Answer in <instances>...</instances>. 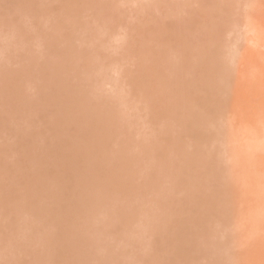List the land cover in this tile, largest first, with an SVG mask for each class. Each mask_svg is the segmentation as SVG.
Here are the masks:
<instances>
[{
    "label": "bare ground",
    "instance_id": "obj_1",
    "mask_svg": "<svg viewBox=\"0 0 264 264\" xmlns=\"http://www.w3.org/2000/svg\"><path fill=\"white\" fill-rule=\"evenodd\" d=\"M16 1L14 2L13 0H4V3L6 2L5 4L9 3V6L10 7L12 6L11 9H9V7L7 8V6L5 4H3V5L7 9H5L3 5H0V9L1 10L3 9L2 12L4 10L9 9L7 11L8 13H6V14H9L8 16H15L14 19H16L15 20L16 22L13 21V24H12V21H10L12 27L11 26L9 27L5 23V22H8V24L10 25L9 19H8V21L4 22V20H5L4 18L5 17L7 18L8 16H4L6 14L1 12L0 14L4 17H2L0 19V22H1V20H3L2 21L3 23L1 22L0 24L1 25L3 24L2 26L7 27V28L3 27L4 29H6V32L8 31L7 29H9V28H11V29H9L10 31H12V29H13L16 32V34H17V32L22 34L26 30L25 31L26 33L24 32V35L28 36L29 38L31 36V38H33L34 40L31 38H30L31 40L27 38L24 40L25 43H27V42H30V43H28L26 45L24 42H22L21 44L14 42L15 43L14 44L11 40H13V39L18 40L19 39V41L16 40V42H21V40H23L24 37H26V36L22 35L24 37H20L21 35H19L18 36L19 38H18L16 36V34H14L15 36L13 34H10L9 37H5V38L6 39L8 38L13 46L10 44L9 40L8 39L6 40L4 37L2 40L5 39L9 43L6 42L5 46H4V43L2 44L3 46L0 45V48H1V46L4 47V48L0 49V54H1L2 49H4L5 52H7L8 54H10L13 51L11 53L12 55L10 54L11 57H10V55H7V57H6V54L3 52V50H2V53H4L5 55L1 54L2 57L0 55V59L3 57L6 58V59L3 58V59H5L4 61L0 60L1 68L2 67L4 68L3 70L1 69L2 71L0 72V108L3 107L0 111L4 110V111H2L3 113L0 112V138H1L0 142H3L2 144L0 143L1 144L0 145V155H2L4 157L7 154V156H8V157L6 156V159H5V157L2 158V156H0L1 157V159H0V180L1 179L6 180L3 182H0V184L1 183H7L8 184L10 182L9 183L10 185L9 184L6 185V187L10 193L7 192V189H5L6 188L5 185L2 188L0 187L1 188L0 190H2V191H0V260H1V257L3 259L1 264H3V263L4 264H26V262L24 261L25 259L28 260L27 264H29V263L34 264L35 261H36L35 264H192V262H193V264H199L200 262H201V264H204V263L205 264H212L213 262H214L213 264H233L232 262H235V260H233V261H231V260L234 258V255H236L237 257L240 256L241 259L243 258L245 261H243V259H242V261L245 264H247L246 262L250 261V259L247 258V255L249 254L248 252L251 253V255H248V257L251 256L250 257L251 259L254 258V255L256 253H258L259 256L256 254L255 255L256 259L255 258L254 259L256 262H260V260L262 262V258H261L262 255L260 253L264 252V251H262L263 249H260L261 252L259 253L256 249L253 248V245L251 244L252 248L246 247L247 249H249L247 251V249L244 248L243 242L247 241V240L246 241L244 240L247 238L246 233H244V232L248 231L247 233H248V235H250L249 231H251L253 236H254V234L256 235L254 237L257 239H258V237H257L258 233H261V235H263V237H261V235H260L259 239L262 238L263 246H264V234H262V233H264V231L262 232V230H264V224H262V223H264V156H263L264 155V79H262V75L264 74V72H262L263 74H260V76H261L260 77V76H258L259 72L257 74L256 73L257 70L254 71L252 65L250 66V68L252 67L253 70L250 69L252 72H249V74L251 75V73H252L253 74L252 76H255V75L258 76V77H252L251 76L252 79L255 78L254 79V81L256 83L255 86H257V87H255L253 85L254 84L253 82H243L245 80L244 78L242 80L238 79V78L236 79V75H233L235 72V69H237V67L234 66L233 68H235V69H233L231 67V64L235 65V61H238V60L240 62V58L236 60V57H234V59H233L232 57H229L228 54L230 55L234 51L233 49H235L234 53L237 52L239 43H240V45H242V44H241V42H239V43L237 42L241 38H239L240 35L235 32V31H237V32L239 31V30L235 29L236 27H234V25L236 26V24L234 23L233 20H231L232 18L231 19L228 18L229 20L227 19V17H231V16L234 17V14L232 13V11L234 12V11L240 10L239 13L242 12L244 14L242 16V18H244V16L246 18L249 17L248 18L249 21L247 22L246 28L251 27L250 24L248 26V23L250 22V18H253V16L250 17L249 14H247V16H248L247 17L246 13L249 12V11L247 12V10L250 6H251L252 10H255V9H253L252 6L255 5L256 3H260V0H249V1L243 0V2H242L243 4L241 3V0H236V2L233 0H228V1L226 0L225 3H228V4H226V7L227 6H228V8L230 7V10H231V7H232L231 4L232 5L234 4L232 9L234 8V6L236 8L235 10L233 9L230 12L226 11V12L232 14V15L230 14L229 16H228V13H226V12L219 13V8H220V11L223 8L225 9V7H224L225 4L223 2L224 0H217L219 3L216 0H214V2L217 3V5H216V3H213V0H204V1L201 0L202 2H205L206 5L209 3L207 6H209L211 8V10H213L214 12L216 9V12H217L215 14L216 17L213 15V18H211V17L209 19L207 18L208 19L207 21H206V19H202L200 21L197 20L198 17L195 13H191L192 14V16H191V15H189L190 13L187 14L188 11H186V10H181L182 14L185 15V16L183 15V17H185L184 20L180 17H177L176 15L179 14L180 16H182V14L178 13L179 10L176 11L177 13L172 11L175 8H171L172 10L171 9L169 10V8L172 6L167 5V3H166L167 0L166 1L162 0L165 5L163 3H160L161 0H129L130 5L125 4V3L129 2L128 0H19V1L16 0ZM133 1H134V3H133ZM229 1H231V2H229ZM256 1H259V2H256ZM0 2H1V4L3 3V1H1V0H0ZM168 2H170V1H168ZM247 2H249V3L247 4ZM261 2H263V1H261ZM122 3L125 4L127 7H128V5L131 7L135 4L137 5V3H141V4H138L137 7L143 6L144 10L142 7H140V9H142L143 12H142V10L137 11V7L133 6L134 8H136V12L141 11V13H143V14H140L142 16H139V18L137 17L138 15L136 13L134 14L133 11H135V10L130 9L133 11L129 12L128 9L130 7L127 9V7H125V5H122L120 8L122 9V7H125L123 10L124 14L128 15L129 13H131L129 15L133 14L132 16L133 17L136 16V19H138V21H139V19L141 21L143 19L144 20L149 19L150 22H148V24L150 25L151 30L148 31L149 26L147 25V22H144V23L142 22L143 25L146 23L144 25L145 27L143 25H141V26L135 25L137 21L134 20L135 23H133L131 20L133 17L128 18L129 15L126 17L124 14H121V15L126 17L125 18L126 20L123 19V17H122V18H119L120 23L118 21H116L119 24L115 23V20H117L118 16H120L118 5L120 6ZM132 3H133V5H131ZM240 3H241V5H240ZM39 4H40V6L38 7ZM93 4H95L97 6L99 5L98 7H100V5L103 6V4H105V9H103L104 7L102 8V6H101L100 8L96 7V10L99 9L97 11H95V8H94L95 13L89 12V10L93 11V10H91L93 7H95ZM161 4L163 6H165V9L163 8L165 11L162 8L157 7L158 5L162 6ZM244 4H247L248 7ZM106 5L109 6V8H106ZM149 6H150V9L149 8L146 9ZM151 6L152 7L154 6V8H152V9H155V11L154 10L152 11ZM168 6H169V8H168ZM214 6H216V7H214ZM255 6L257 7V6H259V4L255 5ZM255 6H254V8H255ZM1 7H3V8H1ZM32 7H34L35 10H33ZM88 7H92V8H88ZM158 8L161 9L160 12L161 11H163V12H161V13L158 12V10H157ZM240 8L243 9L244 11H241ZM251 8H249V9L251 10ZM138 9H139V7H138ZM10 10H13V15L10 14ZM103 10H105V11H103ZM126 10L128 11V13L125 12ZM87 11L89 12L90 15H91V13H93L94 14V15L92 14L93 16H95V17L97 16L96 19H98V20L93 19V16H91L92 17L91 18L90 15L87 14L88 13ZM144 11H145V13L151 11V12H149V14L152 12H153V14L152 15L150 14V16L148 18L147 17L148 14H144ZM183 11H185V12H183ZM105 12L108 15H106ZM157 12L161 14V15H159L160 16L159 19L161 18L160 20L154 18V16L155 17L158 16V14H156ZM96 13H97V15H96ZM175 13H176V15H175ZM249 13H251V12H249ZM255 13H256V10H255ZM102 14H105L103 16H106L105 18L106 19L109 18V20L106 21L105 19H103L102 18L103 16H101ZM217 14L221 15V16H218ZM226 14H227V17L225 18ZM252 14H254V12ZM144 15L147 18L144 17ZM187 15H188V17L186 18ZM83 16H85L87 18H85ZM88 16H89V18H88ZM164 16H166V17L164 18ZM140 17H144V18H140ZM223 17L227 20H224ZM11 18H13V17H11ZM11 18H10V20H11ZM100 18H102L104 21H101L102 19L100 20ZM195 18L197 20L195 23L196 26L194 23H192V21L193 22L195 21ZM220 18H222L223 20ZM88 19H90V20H88ZM121 19H122V21H121ZM127 19L129 21V23L131 21L135 26H138V28L140 30V34H139L138 29H135L134 34L137 33V35L139 34L141 36V33H142L141 30H142V31H144L142 37L146 38V40L148 41L147 42L145 40V41L141 42V40H139L137 38L139 41L136 40V42L137 43L141 42V44H142V45L138 44L139 46H141V48H140L141 51L139 50V47L136 45V49H138V51H140L139 53L141 54L140 55L141 58H139V59H142V56L144 55L143 59H146L147 61H149V63H151L150 60L151 61L154 60L155 65H156V61H157L158 65H159V66L157 65V67L154 65L155 66L154 67L153 65H149V63H147L148 67L152 66L151 67L152 70H155V71H153L154 74H152L153 72H152L150 67H149L150 70L148 69V67L147 68L144 67L146 70L147 69L149 70V72H146V70L143 68L144 65L140 62V64L143 65V66H140V64L138 63L139 70H140V68L144 69V70H142V69L140 70V74L142 71L143 77H141L142 75L139 74V70L137 71V69H135V67H137V65H136L137 63L135 64L133 62L134 68H132V67L130 68V69L134 70V72H132L133 70H131V73H134V74H132L133 76L128 75L129 71H124V73L122 72V70H127L126 68H128V67L125 68V66H124V69H122V68H121L122 70L119 69V70H121V72H119V80H121V81H119L121 83L120 85L121 86H122V84L125 85L130 80L129 83L126 84L127 86L125 85L121 89L129 94V92H130L129 90L131 89L130 86H132V89L134 90L133 91L134 94L137 91L140 92V94L137 92L138 94H136V95H138V96H136L137 98L136 97L135 98L138 100V97H140L139 99H141V100H139V101L140 102L142 101L141 107L138 105L136 107H139L141 110L138 109L136 111V109H137L136 108L135 112L133 110V108L135 106L133 107V105H129L127 102V101H129V103H132V102H130V100L134 101L135 98H133V100L131 98L134 95H131V96L129 95L130 97H127V98L128 99L130 98V99L124 100V98H126V94L122 91V93L125 94L124 98L119 99V92H114V91H116L115 89L117 86L115 84H113V82L111 81L113 84L112 85L111 82H109V80H108V82H109L108 85L110 86V84H111V87H112L111 90L114 89L113 91L107 90L108 95H109V97H108L107 92L104 89L105 85H103V83L105 82V80H104L105 76H104V78H102L103 79V81H102L103 86L99 85L101 82L100 83L94 82V81H100V80H97L98 76H99V75L97 76V73L101 74L99 71V68H100L99 65L102 61L101 62H98V61H100L102 59L101 56L103 57V55L105 53L104 50H106V52L108 51L107 53L109 54V52L113 49V47H114L113 42L114 41L112 39H116V38H114L115 34L117 33L116 35H118V33H120L122 35L121 37H123L122 41L120 40V42L118 40H115V41H117L115 46L117 45V43L120 46V43L123 44L124 39L125 40L127 39L126 38L127 35L124 33V31H123V33H121L122 31H118V30H122V27L126 26ZM179 19H180V21H179ZM260 19H261V17H260ZM112 20H114L113 22L115 24H112L113 23ZM181 20H183L185 23L187 21L188 24H187V27H184L183 24L180 25V28H179L180 31L177 32L176 28L178 29V27H179L178 23L181 22ZM221 20H222V22H221ZM245 20H244V25L247 21V20L246 21ZM254 20H255V18H254ZM17 21H19V23ZM88 21L89 22L91 21V22L88 23ZM108 21H110V22H108ZM141 21H139V23L138 22L137 23L141 24ZM162 21H164V22L162 23ZM171 21H175V22L173 24H171L170 23ZM188 21H191V24ZM209 21H210V23H209ZM212 21L214 22V25H213ZM218 21H220V22H218ZM107 22L110 25L107 24ZM158 22H161V23H158ZM184 22H182V23H184ZM216 22H218V26H217ZM230 22H231V24H228ZM92 23L93 24L96 23V25L91 27L90 25ZM121 23L124 24V26L121 25ZM197 23H198V25H200L202 23L204 25L197 26ZM219 23L221 25H222V23H224V25L221 26ZM233 23H234V25H233ZM251 23H253V22L251 21ZM14 24H16V25L18 24L17 25L18 30L16 29V25H14ZM19 24H22V25L19 26ZM152 24L153 25L157 24L158 27H157V25H156V27L155 26L153 27ZM189 24H190V26L193 24L191 28H190ZM114 25H116V27L121 26V29H119L120 27H118L117 29L115 27V29H114L112 27ZM146 25H147V28H146ZM173 25L175 27L176 26L177 27L175 28V27H173ZM225 25H227V26H225ZM230 25L233 27H231ZM260 25H262L261 22H260ZM212 26H213V28H212ZM14 27L16 30L14 29ZM142 27L144 30L142 29ZM171 27L173 29H175L176 31L173 30ZM181 27H183V28H181ZM243 27L245 28V26H243ZM3 28L1 29V26H0V31H2ZM20 28L22 30H20ZM27 28L29 31L30 30H32V31H30V32L28 31V33H27ZM258 28L256 27L255 38L258 39V42L262 43V42H264V27H258ZM63 29H65V30H63ZM171 29L173 30V32L175 31L176 33H172ZM210 29H212V31ZM232 29H235V30H232ZM252 29H253V26H252ZM115 30H117L118 32H113ZM123 30H124V28H123ZM169 30H171V31H169ZM195 30L198 33L197 32L194 33ZM243 30H242V34L244 31H248V30H244V31ZM19 31H21V32H19ZM60 31H62L63 34H60L61 33ZM146 31H148V32H146ZM12 32L8 31V33H12ZM58 32L60 35L58 34ZM83 32L85 33L84 35H83ZM156 32H157V34L161 35V36H159V40H161V42L158 41V43L149 44L150 41L148 40L149 38H147V37H150L153 33L156 34ZM251 32H250V34H251ZM3 33H4V31L2 32V34L0 33L1 34L0 36H4ZM8 33H6L5 36H8ZM30 33H32V34H30ZM148 33L149 34L151 33V34L149 35ZM207 33L209 34L208 36H207ZM231 33L233 34L232 37L234 38V40L231 37ZM210 34H213V36ZM224 34H226V35L228 34L227 36L228 37L230 36L231 41L229 40V38L227 40L226 39L227 36H224ZM234 34L238 35L239 37L235 36ZM32 35H33V37H32ZM37 35H38V38H37ZM220 35H222L223 37L222 36L220 37ZM245 35H247V34H245ZM10 36H12L11 37L12 39H10ZM124 36H125V38H124ZM247 36L249 37V33ZM201 37H204V39L210 37V40L207 41L205 39L204 42H205V44L207 42L214 43V46H212L213 44L211 45V49L212 48L215 49V53H214V50L210 51L209 50L210 48H208L207 52L208 53L213 52V53H211V55H214V57L216 55L215 58L217 60L215 58L212 59V56L209 59H207L205 57L206 55L203 56V54L202 55L193 54V53L191 54V51H190L191 48L193 50V49L198 48L199 46H204L201 44L202 43ZM235 37H236V40L238 39L237 41L235 40ZM223 38L225 39V41L227 40L226 42L230 41L229 44L233 45L232 46L233 48H231V46L228 43H226ZM251 38H253L252 35H251ZM218 39H220V40H218ZM27 40H29V41H27ZM59 40H61V41H59ZM95 40H97V41L95 42ZM150 40H151V38H150ZM243 40H245V39H243ZM32 41L34 42V44L32 43ZM36 41H40V42L35 43ZM41 41H43L44 44H42ZM82 41L87 45H85ZM98 41H99V44H101L100 46H99V44H97ZM110 41H113V42H110ZM235 41L238 44L237 43L235 44ZM255 41H253V42H255ZM78 42H80L81 45L78 44ZM94 42L96 43L97 46L96 45L94 46V44H95ZM126 42L127 43H126L125 47L127 45L131 44V42L128 43L129 41H127V40H126ZM186 42H189V43H186ZM0 43H2V42H0ZM110 43L111 44L113 43V44L109 45ZM215 43H217V45ZM17 44H18V46H16ZM30 44L32 46L33 45L35 46L36 44H38V45H36V47L37 46L39 47V52H36L37 49H35V47H31ZM39 44H40V46H39ZM41 44H42V46H41ZM122 44H121V46H123ZM135 44H131L129 46L132 47ZM234 44H235V46L236 45L237 46L235 47ZM22 45H24L25 47H23ZM118 45H117V47H118V51H119L120 49H119ZM150 45L154 46V48H156V49L159 48L160 50L154 49V51H155L154 52L152 46H150ZM157 45H159L160 47ZM260 45H262V44H260ZM260 45L258 47H260ZM14 46H16V47L14 48ZM19 46H21L20 49L23 47L22 50L23 49L26 50L27 46H28L27 48L30 47L29 50L32 48V51H29V52H31V54L33 52V49H35L33 54L35 52L39 53V55L37 54V57H38L37 60H36V57H32L31 55H29V53H27L28 49L26 50L27 52L24 51V53L26 52L29 56H31L30 58H28L29 56H27L26 53H25V55H22V54H24V53H22L23 51H21V53H19L20 50L16 49ZM80 46H82V47H80ZM86 46H88V50L86 49L87 48ZM195 46H197V47H195ZM42 47H44L45 50L44 49L40 50V48H42ZM62 47L65 50H63ZM89 47L91 48L90 50H89ZM108 47H112V49L110 48L111 50L109 49L110 50L109 51L107 49ZM117 47H115V48L117 49ZM130 47H129V50H130ZM261 47L263 48V45ZM60 48L63 51H61ZM82 48H83V50H81ZM93 48H94V50H93ZM99 48L101 50H100V53L96 52V53H99L97 55L95 53V49H96V51H99ZM123 48H124V46H123ZM127 48H128V46L126 47V49ZM12 49H15L16 51L18 50L19 54H17V52L12 50ZM53 50H54V53H53ZM56 50H59L60 52L56 51ZM231 50H232V52H231ZM256 50L258 51V49H256ZM40 51L42 53L41 54L42 56L40 55ZM85 51H86V53H89V54H87V55H89V57L86 56ZM118 51H116V53ZM152 51L154 52V54H156L158 51V54H156L155 56L160 57V59L163 56H167V57L169 56V58L171 57V59L170 60L167 59L166 60L167 62L165 61L167 63V65H166V63H160L161 60L159 58L156 59V57H154V59H152L151 57H147L148 55L153 54ZM161 51L164 55L161 53ZM189 51H190V54H189ZM252 51H253V48H252ZM55 52H58L59 55ZM238 52H239V50H238ZM47 53H50V55H48ZM123 53L125 54L126 52L123 51ZM135 53H137V55H138V52H135ZM186 53H187V55L189 54L187 57H186ZM243 53H241V54H243ZM247 53L251 54L250 52H247ZM255 53L259 55V53H257L256 51H255ZM93 54H95V57L93 56ZM110 54H109V57L112 56ZM117 54H119V53H117ZM128 54H130V53H128ZM222 54L224 55V58H226V59L228 58V59L227 60L222 59L223 58ZM261 54L263 55V53H261ZM52 55H54L55 57ZM91 55L95 59H96V57H98L100 55L99 60L98 59L92 60ZM137 55L134 54V57ZM220 55L222 58L219 57ZM225 55H226V57H225ZM236 55H237V53L234 54V56H236ZM180 56L182 59L175 61V59H177V58L179 59ZM200 56H202V57H200ZM241 57L244 58L245 56H241ZM149 58H151V59L149 60ZM205 58H206V60H209V62H206ZM219 58L222 59V61L224 60V62H226V63H224V62L222 63V61L219 60ZM229 58L230 59L232 58L233 61L235 60L234 64L232 63V60H230ZM89 59H91L93 62ZM126 59H127V57H126ZM192 59H194V61H192ZM103 60H105V59H103ZM129 60H130V58H129ZM146 60H145V64H146ZM252 60H253V58H252ZM82 61H83V63H82ZM108 61H109V59H108ZM217 61H220L221 62L220 64H222V65L217 63ZM228 61L231 62L230 65H229ZM243 61H245V60L243 59ZM105 62H106V60H105ZM162 62H164V61H162ZM227 62H228V64H227ZM254 62H255V60H254ZM108 63H107V65H108ZM207 63H210V64H207ZM237 63L238 62H236V64ZM241 63H242V60H241ZM73 64H75V65H73ZM77 64L79 65V67ZM80 64L82 65V67H80L81 66ZM224 64H225L226 68L224 67ZM244 64L246 65V62ZM249 64H250V62H249ZM260 64H261V61H260ZM105 65H104V67H105ZM219 65L222 68H220ZM239 65H241V64H239ZM253 65H255V64H253ZM75 66H76V68H75ZM229 67H231L232 70L231 69L229 70ZM259 67L260 66L257 65L258 69H259ZM71 68H72V70H70ZM81 68L83 69V72H81V70H82ZM244 68H246V67H244ZM254 68L256 69V66H254ZM261 69H263V71H264V65H263V67L261 66ZM77 70H79L81 73H79V71L76 72ZM100 70H102V69H100ZM114 70H116V69H114ZM218 71L220 73L225 74L226 77L223 78L224 75L221 76L225 81L224 80L222 81L221 80L222 78L219 77L220 75L219 76L217 75V73L219 74ZM228 71H230V73H228ZM232 71H234V72H232ZM150 72H152V73H150ZM244 72H245V69H244ZM78 73H79V75H78ZM145 73L147 75L150 73V76H148L149 79L146 78V75H144ZM164 73H167V74H164ZM168 73H170V74H168ZM215 74H216L217 78L214 77ZM235 74H237V73H235ZM249 74H248L247 78H250ZM165 75H166V77H164ZM70 76H75V77H72L74 79H72V78L69 79ZM167 76H169V77H167ZM229 76H235V77H233V78L230 77L232 79H229ZM112 77H111V79H112ZM120 77H121V79H120ZM75 78H76V80H75ZM106 78L110 79V76L106 77ZM166 78H167V80H166ZM218 78H219V80H217ZM233 79H235V80L232 81ZM66 80L68 82L70 80H74V81H77V83L79 81V83L76 85V82H75V85L72 86V88H71V85L69 84L70 82L68 83ZM124 80H127V82ZM226 80L232 81V82H228L230 84H227ZM238 80L243 82V83H241V85H239V86L237 85L238 89H239V87L242 88L241 92H240V90H237V89L233 90V87H232L234 85L236 86V84L239 83ZM74 81H71V82L74 83ZM235 81L237 82L236 84L234 83ZM119 82L117 81V83H119ZM216 83H218V84H216ZM219 83L221 84V87L223 86V84L225 86L229 85L228 88L232 87L231 88L232 90L226 88L228 90L223 91L227 96L230 95V96H228L229 99L226 96L225 97L227 99L226 98L222 99L221 97H219V95H223L222 97H224V94L223 93L221 94V92L218 90V88H220ZM95 84H97L96 86H99L100 89L98 87H96ZM35 85L37 86L36 88L38 89L39 92H38V94H36L37 90L34 89L33 92H35V93L33 95V93H31V91L33 90V86H35ZM68 85H70V86H68ZM128 85H130V86H128ZM90 86H91V89L89 88ZM106 86H107V83H106ZM113 86H115V88ZM215 86L218 87V88L216 87V89L220 93L216 92L215 94H210L213 92H208L209 89L216 91L214 88ZM84 87H86V89ZM124 87H127V88L130 87V88H129V90L126 88L124 90ZM133 87H135V88L137 87L136 92H135V88H133ZM254 87L258 89V90L256 89L257 91H255V92H258V93H256L257 98L255 97V99H252V101H249L248 99H250V97L247 99L246 96H248V95L256 96L254 93V90H255ZM31 88H32V90H31ZM73 88H74V90H77L78 88L82 89L79 92L84 91L83 93H85L87 91L86 92L87 94L85 95V97H84V95H81V96L76 95L77 98L80 97L77 99L75 97V94L79 93L78 92L79 89L77 90V92L75 94H73L75 92L73 90ZM94 88H95V91L98 92L97 96L99 95V97L95 96V98H93L91 96L93 99L92 100V99H90L91 97H89L90 96L89 94L91 93V91H93L92 92L93 95L97 93L93 90ZM96 88H98L99 91ZM119 88H120V86H119ZM251 88H253L254 90H251ZM132 89H131V91H132ZM222 89H223V87H222ZM100 90H102V91H100ZM126 90H128L129 92ZM40 91L42 92L41 95H40V93H41ZM251 91H253V93ZM88 92H89V94H88ZM104 92H105V94H104ZM99 93H101V95ZM122 93H120V96ZM131 93L132 92H130V94ZM218 93H219V95L217 96L216 94H218ZM251 93L254 95H252ZM102 94H104V96ZM114 94H116V98L118 97L119 100L123 99L124 102L129 105V109H131V112L133 110V112L135 114L130 113V110L128 108H127L128 109L127 111H126V109H123V108H126L125 106L127 104H124V105L121 104L120 105V102L122 100L119 102V100H117L114 97L115 96ZM152 94L154 95V97L152 96ZM167 94L171 95V96L167 97ZM105 95H106V97H105ZM232 95H234V97ZM59 96H61L62 98ZM102 96H103V99L101 98ZM146 96H147V98H146ZM149 96H152L153 98L151 97L149 99ZM81 97H83L84 99ZM121 97H123V96H121ZM155 98H157V99H155ZM89 99L94 104L93 106H92V103H89L90 102V101H88ZM151 99H154V100L151 101ZM78 100H82V101H78ZM253 100H255V101H253ZM31 101L35 102L36 105H32L33 102H31ZM38 101H40V102H38ZM86 101H88V103ZM94 101L103 105L102 110L100 109L99 112L103 111L105 113V114L103 113V115H105V117L102 116L103 118H101L99 121L97 119V116H99L97 113V107L101 108L102 106L99 107L100 105L98 106V104L95 103ZM157 101L161 102V104H158ZM136 102H138V101H136ZM153 102L154 103L157 102L156 103L157 105L154 104ZM233 102H235L234 104L237 106H235L233 104ZM30 103H31V106H29ZM145 103H148V104H145ZM88 104H90V106ZM95 104H97L96 109L94 108ZM149 104L151 106H149ZM128 105H127V107H128ZM27 106H29V107H27ZM130 106H132L133 108L132 107L130 108ZM147 106H149V107H147ZM152 106H154V108H152ZM31 107L34 110V111L33 110L31 111L34 115H32L30 113L29 116L31 115V117L28 116V118L29 119L31 118L34 121H32V122H31V120L25 121L27 119V116L26 115L21 116V113L26 114L29 109L30 110L32 109ZM232 107H233V110H232ZM234 107L239 108V109L234 110ZM145 108H147V109H145ZM148 108H149V110H148ZM150 108H152L153 111L150 110ZM228 108H230L231 110ZM6 109H7V111H5ZM252 109H254V110H252ZM120 110H121V113H122V110L123 111L125 110L127 112V113L123 112L125 114H128V111H129V114H132L133 117H132V115L129 116V114H128L127 117H125V119H124L123 116H126V115L122 114L123 116L121 115L120 118L124 119V123L121 124V123H118V121L116 123L114 119H111L112 115L111 116H109V115L111 113L113 114L114 111L116 112V111H120ZM144 110H146V113L144 112ZM138 111H139V113L141 111H143L144 115L142 114L143 112H141L140 116L135 117L136 112H138ZM147 111H150L152 114L147 112ZM96 113H97V115H96ZM139 113H137V114H139ZM116 114H118V113H115L114 115H116ZM119 114H120V112H119ZM145 114H147L148 116H146ZM37 115H38V117H37ZM39 115H40V118L43 119V121L39 118ZM101 115H102V112H101ZM157 115L160 116L161 118L160 117L156 118ZM23 116H24V118H23ZM25 116H26V119H25ZM32 116L33 117L35 116L34 117L35 119L32 118ZM128 116H129V118H132V119H134V121H136L137 127L134 125L135 122H133L132 120H129ZM149 116L150 117L153 116V117L150 118ZM229 116H230V118L231 117L233 118L236 116V118L238 117L240 119V121H238L236 119V120H233V123H232L231 122L232 118L230 119ZM139 117H140V119H141V117L144 118L145 121H146L147 117L150 119V120H148V118H147L148 122L145 124L147 125V127H148V125H149V127L151 126L150 128L149 127L148 128L150 129V131L153 129L151 131L152 133L148 134V132H150V131H149V129H147V127L144 128L145 127L144 119L143 120L141 119V121H143V122H141L140 120H138ZM155 118H156V120H153ZM29 119H27V120H29ZM38 119L41 120V122H39ZM123 119H122V121L119 120V122H123ZM127 119H128V121H127ZM157 119L158 120L163 119V121L164 120L165 121L163 122L161 120V122L159 121L160 122L159 123ZM222 119L223 120L230 119V121L225 120L226 123L224 122L225 123V125H224V123L222 122ZM16 120L17 121L21 120L22 123L20 121V124H19V122L17 123ZM117 120H118V118H117ZM137 120H138V122H137ZM24 122L25 123L31 122V123H29L30 125H28V123L26 125ZM33 122H34V124H32ZM43 122H45L46 124H43ZM100 122H102V123H100ZM129 122L130 123L133 122V124L131 123V125H128V124H130ZM139 122H141L142 124L141 123L138 124ZM23 123L25 124L24 127L22 126ZM40 123H42V124H40ZM125 123H127V125H126L127 130L130 129L129 126H133L131 128L132 134L134 132V129L138 128V129H135V133H136V134L134 133L135 135L134 134L131 135L130 134L131 132L125 130L126 129V126H124ZM203 123L208 124V127H209V125H211V126L213 125L212 129H211V127H209L211 129L210 133L208 132L209 134L205 133L209 130L208 128L206 129L207 131L203 130L204 126L206 127V125H203V128L201 127V125ZM3 124H5V126H3ZM18 124H19L20 128L17 127ZM39 124H40V126L48 124L47 126L49 128L41 126L43 128V131L40 129L42 131V132L40 131V134H42V136L40 135L42 137L41 140L43 141L45 139L44 141H45L46 145H45L44 141L43 142L40 141V138H39V140H37L38 139L37 137H39V136L36 135L35 132L36 131L39 132V130H37L38 128H41L40 126H38ZM143 124H144V127H143ZM120 125L123 126L125 129H123ZM138 125H139V127H138ZM29 126L32 127L31 132L32 133L34 132L33 133L34 135L32 136V137L35 136V138H33L35 140V141L33 140L34 142L31 140L32 139L31 136L29 137L28 133L26 132V131L29 132L31 130V129H29V128H31ZM35 126H36V131H35ZM116 126H119L121 128V130L122 129L123 130L122 131L119 130L120 128H118ZM134 126H135V128H134ZM15 127H16V131H17L18 135H19L18 131H21L20 129H21V127H23L24 130L21 133L24 134V132H25L27 135L26 134H24V135H26L27 139L28 140L30 139L31 141L30 142L28 140H27L28 142H25V140L21 141L22 137H23V139H26L22 135L18 136L19 138L16 137V140L18 138V142L16 140H14L15 137H13L14 138L13 139L12 135L14 133L13 136H15L16 131L15 132L13 131L12 134H11V132L13 129H15ZM175 127H179L180 129L177 128L175 130ZM117 128H118V133H117V131H115V130H117ZM108 129H110V131H108ZM178 129H179V131H178ZM44 130H46V131L49 130V131L46 133ZM52 130H54V131H52ZM69 130L71 131L70 133L68 132ZM144 130H146V131L148 130L147 133L146 132L143 133L142 131H144ZM124 131L128 135L130 134L131 136H128ZM31 132H29L30 135H32ZM122 132H124L126 134L125 135L123 133L124 137L127 136V137H125V139H123V137H119L122 135V134H120ZM48 133L51 136L48 135ZM108 133H109V136H108ZM178 133H179V135H178ZM8 134L12 138V141H11V138L8 137L9 136ZM37 134H39V133H37ZM117 134H120V135H117ZM180 134H182L181 136H183V135L184 136L181 137ZM73 135H74V137H72ZM80 135L82 137H80ZM160 135H161V139H162V137H164V139L160 140L159 139ZM173 135H178V137H180V138H177L178 140L171 138L170 136H173ZM5 136L10 138V139H6ZM48 136L50 138H52V136H53L54 137V138H52L53 141ZM209 136H212V137H214L213 139H215L212 143H211V139H209L210 140L209 143H211V144H209L207 141H204ZM43 137H45V138H43ZM128 137H132V140L130 141L128 139ZM174 137L176 138V136H174ZM212 137H209V138H212ZM47 138L49 141L47 140ZM76 138H82L83 140L76 139ZM155 138H157V139H155ZM181 138H182V140H181ZM7 140H9L10 142L8 143ZM46 140H47V142H46ZM121 140H122V142H121ZM13 141H14V143H12ZM123 141L125 143L127 142L126 146H125V143ZM157 141H159V142H157ZM196 141H198V142L201 141V142H203V144H204V142H207L208 147L205 148V145H202L201 142H199V144H198V143H196ZM50 142H52V143L50 144ZM109 142H112V144ZM163 142L165 144L167 143L166 144L167 146H165L164 144L162 146L161 143H163ZM185 142L188 143L187 146L189 148L186 145H184V144H186ZM192 142H195L196 145L195 144L194 145L196 147H194ZM10 143H12L13 145ZM47 143H48V145H47ZM128 143H129V145H127ZM27 144H31V145H33V147L31 145L29 146ZM130 144H131V146L132 145H134V146L131 147ZM190 144H191V146H189ZM197 144L199 145V147L197 146ZM14 145H16V146L14 147ZM46 146H47V148H46ZM128 146L130 147L129 150H128ZM26 147L29 149V154L27 152L28 150ZM41 147H44V148L42 149ZM191 147L193 149H191ZM15 148H16V150H15L16 155L13 153L14 152L13 149H15ZM25 148L27 150L26 152L23 151V150H25ZM251 148H253V150H255L254 154L250 152V151H253ZM19 149L21 152L22 151L24 152V153L22 152L23 155L24 154L27 155V156L25 155L26 157L23 156L24 161L21 159L22 153H20ZM132 149H136L135 152ZM41 150L43 153L40 152V154H39V151H41ZM44 150L46 151V154L50 153V155H52V157L48 158L47 160H45V158L42 159L43 156L45 157V155H46V154H44L45 153ZM191 150H192V152H191ZM17 151L19 153H17ZM159 151L161 153H163V155L160 153L162 156L154 154V153L159 154ZM246 151L248 153H246ZM133 152L136 153V156ZM209 152H210V154H209ZM223 152L225 154H223ZM9 153H12V154H9ZM31 153H33V154H31ZM137 153H139V154H137ZM17 154L19 155V158L17 157ZM48 154L46 156H49ZM222 154L224 155V157L226 155V157L229 158V159H226V162L227 163L231 162L230 166H232V164H234V166H235V167L233 166L234 168L229 167V165H228L229 163L227 164L226 162H225L226 163L225 165L226 166L228 165L227 166L228 168L224 167V163H221L220 160L225 161L226 157L223 160ZM248 154H249V156H251V160L253 157L255 158V159L253 158V160H252V162L254 160L256 161V162L255 161L253 162L254 164L249 162V161H251L250 157L245 156ZM11 155H14L15 157L12 159L11 157H13V156H11ZM28 155H30V156H28ZM154 155L157 156L158 158L157 159L154 158L155 157ZM138 156H141V158H139ZM143 156H144V158H143ZM29 157H31V158H29ZM119 157L122 158L124 161L121 159H118ZM159 157H161L162 159H160ZM164 157H166L165 164H164ZM221 157H222V159H221ZM15 158H17V159H15ZM133 158H135V159L133 160ZM14 159L17 160V162L15 163V161H14L11 163V160L13 161ZM113 159H115V161H113ZM117 159L119 162L117 161ZM136 159H139V160L136 161ZM6 160H7V162H6ZM143 160L146 164H148V166L145 165L146 167H144V169L142 167L143 165H140L143 162ZM159 160H160V162H157ZM161 160L163 161L162 164L164 166H162ZM227 160H230V161H227ZM114 162L117 165L114 166V164H113ZM121 162H122V164H120ZM136 162H138V163H136ZM248 162H249V165H248ZM13 163H14V165H13ZM156 163H157V165H156ZM159 163H160L161 167H163V168L159 167V170H158V164ZM202 163L205 165L201 166ZM206 163H207V165H206ZM218 163L222 164L221 167L218 165ZM246 163L249 167L246 165ZM111 164H112V166H111ZM260 164H262V165H260ZM11 165H13L14 167H12ZM252 165L256 166V170L260 166H262L263 168L260 167L259 170L254 171L255 166H252ZM257 165H259V167H257ZM10 166H11V169H7ZM116 166H118L117 168L119 171L117 170V168H115L116 170L111 169V168H114ZM121 166H123V168ZM203 166H204V168H203ZM217 166L220 167V169H222L221 170L222 173L220 172L219 168H216ZM245 166L250 170H248ZM251 166L253 167L252 171H251V168H252ZM137 167H139L138 170L141 169L142 172L144 170L146 172L144 171L143 172L144 174H143L141 172V170H139L140 171L139 174H136V173H138ZM205 167L207 168V170H204V169H206ZM214 167L219 171H217L216 169L213 170ZM119 168L122 171H120ZM132 168H133V170H132ZM134 168H136L137 172ZM145 168H147V169H145ZM148 168L150 170L151 169L153 170V168H156L153 171L151 170V172L149 173V175L153 176V177H149V179H148L147 174H145V173H147V170L149 171ZM160 168H161V170H160ZM225 168H227V169H225ZM129 169H130V172H128ZM231 169H233V170L231 171ZM110 170L112 171V173ZM223 170L225 171V173L227 172L228 177L225 175ZM237 170L239 171L240 174L237 172ZM113 171L114 172L116 171V173L114 174ZM125 171L127 173H124ZM210 171H211V173L214 171L218 172L217 174L220 173L221 175H217L216 173H213L214 174V176H213L212 174H209ZM120 172H121V174H120ZM133 172L135 173V175H133L134 174ZM206 172H208L209 176H211L208 178V175H207V179H210V180H207L203 176V174H206ZM228 172L230 173V175ZM236 172L238 173V175H236ZM110 173L112 174L113 179H110L111 178ZM122 173H124L125 176ZM141 173L143 176L140 175ZM232 173H235V174H232ZM251 173H252V176L254 175L252 178H254L256 180L259 176V178H261V181H260V179H258L256 181L255 180L251 181V178H250ZM113 174H114V177H115V175H118V174H120V176L123 175V177H126V175L128 174L129 176H127V177L132 176V180L135 177V179H134L135 182H132V180L130 179L131 183H129L126 180H124L125 178L123 179L120 176H119V178H117L118 176L116 178H114ZM165 174H166V176H165ZM167 174L169 177L167 176ZM248 174L250 176H248ZM234 175H235V177H234ZM136 176H138L140 178L142 176V179H144V180H142V182H140L139 180H141V179H139L138 177L136 178ZM163 176L166 178H164ZM215 176L216 177L218 176L217 178H219L220 176H222V177H220L217 180V178ZM239 176H241V177L239 178ZM255 176H257V178ZM91 177H93L92 178L93 180H90ZM223 177H225L226 182L223 181V179H224ZM232 177H234V178L237 177L238 179H236L235 181H232V180H234ZM49 178H51V179L49 180ZM194 178L198 179L197 181L200 183L199 184L200 187H197L196 179H194ZM221 178H223V179H221ZM164 179H166L167 182ZM213 179H215V181L217 183H215ZM248 179H249V181H247ZM106 180L109 181L107 183L108 184L107 186L105 183ZM128 180H129V178H128ZM219 180H221L222 182H220ZM92 181L94 183H92ZM103 181L105 183V186L102 185V184H104V183H102ZM158 181L161 183V185L158 183ZM163 181H165V182H163ZM192 181H194V182H192ZM218 181H219V183H224V182L225 183L222 184V187H221V184L219 185ZM246 181H247V183L248 182L249 183L246 184ZM191 182H192V184H191ZM208 182L209 183L212 182V184L209 185ZM250 182L251 183L254 182V183L251 184ZM256 182H257V184H256ZM155 183H157L158 186H157V184L155 185ZM193 183L196 186H193ZM216 184L220 186V187L218 186L219 189H217V187L214 186ZM243 185L246 187V189ZM250 185H252V186H250ZM8 186H9V188H8ZM211 186H213V188ZM254 186L256 187V189L254 188ZM193 187H197V189L196 188L194 189ZM48 188L51 189V191H52V188H54L56 191L53 190L52 191L53 194L50 193L51 191L49 192V194L47 192V195L51 194L50 196H47L45 192L48 190ZM214 188H216V189H214ZM4 190H6L5 194L3 193V192H5ZM109 190H111V192L112 191L113 192L110 193ZM43 191L45 194H43ZM256 191H257V193H255ZM107 192H109V195L107 194ZM249 193H252V194L254 193L253 194L254 196L252 194L249 196ZM2 194L8 195V199H6L4 197V195H2ZM151 195H155L154 198L155 197L156 198L154 199ZM177 195H179L181 200L179 198L177 202L176 201L172 202L173 199L177 200V198H176V197H178ZM246 196H249V197L252 196L251 198H254V199L250 198L251 202H249V199H248L249 197H246ZM133 197H136V198L133 199ZM245 197L248 199L247 205L249 206V204H250L249 208L245 207L246 206L245 202L243 203L244 199H246ZM260 197L262 199H260ZM241 199H243L242 203H241V205L244 204L243 209H242V206L240 204H237L238 202L239 203L241 202ZM6 200H7V203H6ZM133 200H135V201H133ZM151 200H152L153 204H152ZM253 200H254V203H256L255 205L252 202ZM255 200H257V201L255 202ZM183 201L187 204V206ZM149 202H151V203L149 204ZM171 202L173 204H171ZM147 203L149 205H147ZM177 203H178V208L174 207V206H177ZM189 203H190V205H188ZM252 203L255 206L254 208L256 211V213L254 211L252 212L253 215L248 214L250 211L254 210L253 206H251ZM154 204H155V206H154ZM179 204H181L182 206H180ZM145 205L147 206L148 209L145 207ZM152 206H153V208H151ZM239 206H241L242 212L240 211ZM171 207L174 208L175 213ZM192 208H193V210H192ZM190 210L192 212L196 211L195 216H193V214L190 212ZM247 210H249V211H247ZM183 211H184V213H183ZM188 211L190 213V215L188 213L189 217L187 215ZM238 211H239L240 217L238 216V218H236L237 217L236 215H238ZM169 212L174 214L172 217L174 219L171 218V216H172L171 213H170L171 216L169 218ZM230 212L231 213L233 212L234 213L233 215L236 214L235 215L236 217H233L231 215L234 218L233 221L231 220V223H230V221L229 222L227 221V220L232 219V217H230V214H231ZM162 213L165 214L166 216L164 215V217H162L163 216ZM182 213L184 214V217L185 216L187 217V219H186V217H185V220L181 218V216L183 215ZM227 213H229V215ZM205 214L211 215L210 220L209 219H207L208 221L205 220V216H204ZM27 215H30L29 217H32L31 221L29 223L23 222L24 220H26V221L30 220V218L29 219L25 218V217H28ZM191 215L193 217H191ZM207 215H206V217H207ZM248 215H250V216H248ZM167 216H168V218H167ZM22 218H23V221H21ZM239 218H240V221H238ZM32 219L34 220L33 221L34 223H31ZM236 219H238V220L236 221ZM181 220L182 221L184 220L183 223ZM187 220H189L188 221L189 223L187 222ZM56 221H58L59 223ZM227 222H228V224H227ZM233 222H235V223L239 222V224L237 223L236 225H234L235 223H233ZM53 223H54V225H53ZM57 223L59 224L58 226H57ZM254 223H255V226L257 225L256 227H254L255 231H253L254 230L253 228H250L251 226H254ZM184 224H186L185 225L186 227H184ZM217 225H218V228L216 227ZM226 225L228 227L231 226L230 229L227 228L229 231L231 229L232 230H231V233H229L230 235L228 233H226V234H228V235H226L227 238H224V235H225L224 231H228L227 229L224 230L226 228L225 227ZM261 225H262V228L260 227ZM187 226H188V230H190L191 227L193 228L190 230L191 232L186 231ZM189 227H190V229H189ZM222 227H223L224 231H222V229H221ZM232 227L233 228L235 227L236 229L235 228L233 229ZM247 227H248V229L250 228L252 230L246 229ZM202 228L206 229L203 231L205 234L204 239H202L204 237L203 233L202 234L200 233L202 231ZM213 228L217 229V232H215V230ZM207 229H211V230L208 231ZM260 229H262V230H260ZM213 230H214V233H213ZM257 230H259L261 232H259ZM198 231H199V233H198ZM205 231H207V232H205ZM218 231L219 232L222 231L221 232L222 234H220ZM253 232H255V233H253ZM256 232H257V234H256ZM83 233L84 234L86 233L87 235L84 236ZM212 233L216 236V239H214L215 241L216 240L218 241L220 239V236H223L222 238L224 239V240L220 239L219 240L220 242L219 241L218 242L212 241L213 243H215V244H213V247H212V244L209 245L211 243V239L215 238V236ZM217 233L220 234V236H217ZM243 233L246 236V238L244 237ZM81 234H83V235H81ZM197 234L199 236L201 235V237H199V236L197 237L196 236ZM206 235L207 236L211 235L210 237H212V238L210 239ZM194 236H196V238ZM231 236H233L232 240H231ZM251 236H248V237H250V241L252 240V238L254 240V241H251V243L255 242V241H261V239L255 240L254 237L251 238ZM258 236H259V234H258ZM206 237L208 239H206ZM199 238H201V240H199ZM15 239H18V240H15ZM27 239H29L31 241H28ZM196 239H198V240H196ZM225 239H227V240L229 239L230 243H228V241ZM237 239H238V241H237ZM247 239H249V238H247ZM14 240L17 241V244H18V241H20L21 245H19V246L21 248H24V246L22 247V245L24 244V243L22 244V242L24 240H25V244L27 241H28V243L31 242V243L27 244L29 249H25L27 247V245L24 244L25 245L24 250H21L20 252H18L16 250L17 244H16V247H15V245H11V244L15 243V242H13ZM203 240H204V243H203ZM205 240H206V243H205ZM242 240H243V242H242ZM197 241L200 243L198 245H200V246L206 245L207 246V247L203 246V247H205L203 249H202V247H199V249H202L205 252H203L202 250L199 251L197 249V247H196ZM250 241H247L245 244L249 243ZM207 242H210V243H207ZM242 243H243V245H242ZM8 244L10 246H12V248L15 247V251H12L14 248L13 249L9 248V249H11V251H12L11 252L8 249V247H10ZM257 244L259 245L260 243H257ZM248 245H250V244H247V246ZM258 245H254V247L255 248H256V246H257V248L262 247V244L260 245V247H258ZM241 247L244 248L245 253L240 251ZM250 248H251V250H253L252 251L253 254L250 251ZM17 249H19V248H17ZM204 249H206L207 251ZM234 249L236 250L235 254H234L235 251L231 252V250H234ZM2 250H3V252L4 251L5 252L3 253ZM6 250L10 253H8ZM197 250L199 251L198 253L200 254L199 255L200 261L199 262H197L199 260L198 256H196V258L193 257L195 255H198V253L196 254ZM241 250L243 251V249H241ZM22 251L23 252L26 251L29 253V254H27L26 252H24V253H26L27 257L22 254L23 253ZM229 251L232 254H230ZM202 252L207 254V256L201 255ZM254 252H255V254H254ZM5 253H7V254H5ZM87 253H90V255L86 256ZM18 254H21L22 258L20 256H19L20 257L19 258ZM28 255L29 256L33 255L34 260L32 259L33 258L32 256L29 257ZM210 255H211V257L209 259ZM200 256H203V257H200ZM204 257H207V258L205 259ZM219 257H223V260L222 261L220 260V262L218 261L219 259H221ZM237 257H236V259H237ZM197 258H198V260H197ZM203 258L205 259L206 262H204V260H202ZM211 258L216 259V262H215V260L212 261ZM228 258H230V260ZM257 258L259 261H257ZM254 259H252V260H254ZM194 260H196V261H194ZM32 261H33V263H32ZM238 261H239V259H238ZM240 261H239V263L236 261V263H234V264H241ZM255 261L254 262L251 261V263L254 264ZM210 262H212V263H210ZM258 264H264V260H263V263H258Z\"/></svg>",
    "mask_w": 264,
    "mask_h": 264
},
{
    "label": "rangeland",
    "instance_id": "obj_2",
    "mask_svg": "<svg viewBox=\"0 0 264 264\" xmlns=\"http://www.w3.org/2000/svg\"><path fill=\"white\" fill-rule=\"evenodd\" d=\"M1 1H3V3L1 4V2H0V5H3V4L6 3V2L4 3V0H1ZM13 1L15 2L16 0H13ZM18 1H19V0H18ZM128 1H129V0H128ZM165 1H166V0H165ZM168 1H170V2H168ZM174 1H175V2H174ZM203 1H204V0H203ZM216 1H217V0H216ZM225 1H226V0L223 1L224 4H225V6H224L225 9L222 7L223 9H221V11H220V8H219V13H221V12H226V11L230 12L231 10H233V9L235 10V9H236L235 6H234V8L232 9V7H233L234 4H233V5L231 4L232 7H231V10H230V7H229V8H228V6L226 7V4H228V3H225ZM227 1H228V0H227ZM233 1L236 2V0H233ZM233 1H232V2H233ZM248 1H249V0H248ZM261 1H263V2H261ZM16 2H17V1H16ZM46 2H47V1H46ZM46 2H45V3H46ZM140 2H141V1H140ZM217 2H218V1H217ZM229 2H231V1H229ZM237 2H238V1H237ZM242 2H243V0H241V3H242ZM244 2H245V1H244ZM256 2H259V1H256ZM256 2H255V3H256ZM129 3H130V1H129L128 3H125V4H129ZM133 3H134V1H133ZM133 3H132L131 5H133ZM160 3H163V4H164V2H163L162 0H161ZM160 3H159V4H160ZM166 3H167V5L172 6V7H170V8H169V6H168L169 10H170L171 8H175V9H176V10H175V9H173V10L171 9V10L174 11V12H176L177 10H179L180 12L178 11V13H181V14H182V11H181V10H186V11H188L187 14L190 13L189 15H191V16H192L191 13H195V14L197 15V17H198L197 20H199V21L202 20V19H206V21H207L210 17L213 18V15L215 16V14L217 13V12H216V9H215V12H214L213 10H211V8H210L209 6H207L209 3L206 5L205 2H202L201 0H172V1H171V0H167ZM211 3H212V2H211ZM213 3H216V2H214V0H213ZM218 3H219V2H218ZM221 3H222V2H221ZM221 3H220V4H221ZM241 3H240V5H241ZM248 3H249V2H247V4H248ZM125 4L122 3L120 6L118 5V9H119V13H120V16H121V17L118 16L117 20H115V23H118V22L120 21L119 18H122V17H123V19H125L129 14H131V13H129L128 15H127V14H126V15L124 14L123 10H124L125 7H127ZM138 4H141V3H137V5H138ZM172 4H173V5H172ZM222 4H223V3H222ZM242 4H243V3H242ZM247 4H244V5L247 6ZM257 4H259V6L256 7L255 5H257ZM5 5L7 6V8L9 7V9H11V7H12V6H11V7L9 6V3H7V4H5ZM93 5H94L95 7L92 6L93 8H92V7H88V8H92L91 10H93V11H90V10H89V12H94V13H95V11L99 10V9L96 10V7H98L99 5H98V6L95 5V4H93ZM122 5H125V7H122V9H121L120 7H121ZM129 5H130V4H129ZM129 5H128L127 9L130 7ZM137 5L135 4V5H133V6H134V7H137ZM161 5H162V4H161ZM164 5H165V4H164ZM212 5H213V4H212ZM214 5H215V4H214ZM216 5H217V3H216ZM229 5H230V4H229ZM235 5H236V4H235ZM255 5H253L252 7H253V9L256 10V13H257V14L255 13V10H252L251 6L249 7V8H251V10H250L249 8H248V10L246 9L247 12L249 11V12H251V13H249V12L246 13V12H245V13H246V16H247V14H249L250 17L253 16V18H250V22L248 23V26H249V24H250L251 27L246 28V26H247V22L249 21V20H248L249 17L247 16L248 18H246V17L244 16V18L247 20V21H246L244 18H242V16H243L244 14H243L242 12L239 13L240 10H238V9H237L238 11H234L236 14L232 11V13L234 14V17H233V16H231V17H227V14H226V16H225V18L227 17V19H228V18H229V19L232 18L231 20H233L234 23L236 24V26H235L234 23H233L234 27H236L235 29H236V30H239V31H238V32L235 31V32L238 33V34L240 35V37H239L238 35H235L236 33H235L234 35L237 36V37H239V38H241V39H240L239 41H237L238 39L236 40V37H235V40H236L238 43L241 42V44H242V45H240V43H239V45H238V50H239V52H238V50L236 49V50H237V52H235V53H237L236 56H234V54H235V53H234L235 49H233V50H234L233 52H232V50H231V52H232L233 54H232V53H231L230 55L228 54V56H229V57H232L233 59H234V57H236V60L240 58V62H239V60H238V61H235V60H234V61H235V65H232L231 62L228 61V62H229V65L231 64V67H232V68H233L234 66L237 67V69L233 68V69H235V72L232 71V72H234L233 75H236V79L238 78V79H241V80H242V79L244 78L245 80H244L243 82H253V83H254V84H253L254 86L256 85V83H255V81H254L255 78H254V79L251 78V76H252L253 74H252V73H251V75L249 74V72H252L250 69H252V67H253L254 71L257 70L256 73L258 74V72H259L258 76H260V74H263L262 72H264L263 69H261V66L263 67V65H264V63H263V62H264V44H263L264 42H262V43H261V42H258V39L255 38L256 27H257V28H258V27H264V21H263V20H264V0H260V3H256ZM3 6H4V5H3ZM39 6H40V4L38 5V7H39ZM101 6H102V5H100V7H101ZM133 6H131V7L128 9L129 12L135 10V11H133V12H134V14L136 13V14L138 15V16H137L138 18H139V16H142V15H140V14H143V13H141V11L136 12V8H134ZM156 6H157V5H156ZM220 6H221V5H220ZM220 6H219V7H220ZM222 6H223V5H222ZM236 6H237V5H236ZM246 6H245V7H246ZM254 6H255V8H254ZM100 7H98V8H100ZM103 7H104V8H103ZM132 7H133V8H132ZM138 7H139V9H138ZM138 7H137V11H138V10H142V9H140V7H142L143 10H144V7H143V6H138ZM157 7L162 8V9H163V8L165 9V6H163V5H162V6H159V5H158ZM157 7H156V8H157ZM212 7H213V6H212ZM214 7H216V6H214ZM240 7H241V6H240ZM242 7H243V6H242ZM247 7H248V6H247ZM1 8H3V7H1ZM4 8L7 9L5 6H4ZM32 8H33V10H35L34 7H32ZM94 8H95V11H94ZM102 8L105 9V4H103ZM106 8H109V6L106 5ZM148 8L150 9V6L147 7L146 9H148ZM152 8H154V6H153V7L151 6V9H152ZM159 8L157 9L158 12H160V10H161V9H159ZM166 8H167V7H166ZM168 8H167V9H168ZM226 8H227V9H226ZM256 8H257V9H256ZM9 9H8V10H9ZM130 9H133V10H130ZM164 9H163V10H164ZM167 9H166V10H167ZM240 9H241V8H240ZM0 10H1V9H0ZM2 10H3V9H2ZM2 10L0 11V13L2 12ZM8 10H4L2 13H5V14H6V13H8V12H7ZM108 10H109V9H108ZM121 10H122V11H121ZM143 10H142V12H143ZM153 10L155 11V9H152V11H153ZM157 10H156V11H157ZM169 10H168V11H169ZM257 10H258V11H257ZM101 11H102V10H101ZM101 11H100V12H101ZM103 11H105V10H103ZM106 11H107V10H106ZM164 11H165V10H164ZM241 11H244V10L241 9ZM59 12H60V11H59ZM59 12H58V13H59ZM87 12H88V11H87ZM89 12H88L87 14H89ZM100 12H99V13H100ZM125 12L128 13L127 10H126ZM149 12H151V11H149ZM149 12L145 13V11H144V14H148V15H147L148 18H149V16H150V14H151V15L153 14V12L150 13V14H149ZM158 12L156 13V14H158V16L156 15L158 18L155 17V16H154V18L160 20L161 18L159 19V17H160L159 15H161L160 13L163 12V11H161L160 13H158ZM166 12H167V11H166ZM183 12H185V11H183ZM228 12H226V13H228ZM253 12H254V14H252ZM164 13H165V12H164ZM176 13H177V12H176ZM176 13H175V15H176ZM10 14L13 15V10H10ZM92 14H93V13H91V15L89 14L90 17L94 15V14H93V15H92ZM105 14H106V12H105ZM105 14H102L101 16H103V15H105ZM121 14H124L126 17L122 16ZM166 14H167V13H166ZM166 14H165V15H166ZM222 14H223V13H222ZM230 14H231V13H228V16H229ZM8 15H9V14H6V15H4V16H8ZM96 15H97V13H96ZM106 15H108V14H106ZM132 15H133V14H132ZM132 15H129L128 18H129V17L132 18V17H133ZM154 15H155V14H154ZM163 15H164V14H163ZM183 15H184V14H182V16H180V15L178 14V15H176V16H177V17H180V18H182V19L184 20L185 17H183ZM217 15H218V14H217ZM231 15H232V14H231ZM255 15H256V16H255ZM0 16H1L0 19H1L2 17H4V16H2L1 14H0ZM86 16H87V15H86ZM101 16H100V17H101ZM134 16H135V15H134ZM184 16H185V15H184ZM218 16H221V15H218ZM258 16H259V17H258ZM8 17H9V18H8ZM8 17H7V18H6V17L4 18V19H5L4 22H5V21H8V19H9V23H10V25L8 24V22H5V23H6L9 27H10V26L12 27L10 21H12V24H13V21L16 22V21H15L16 19H14L15 16H8ZM11 17H13V18H11ZM83 17H85V16H83ZM98 17H99V16H98ZM105 17H106V16H103L102 18L105 19L106 21L109 20V18L106 19ZM144 17H146V16L144 15ZM144 17H140V18H144ZM147 17H146V18H147ZM152 17H153V16H152ZM152 17H151V18H152ZM165 17H166V16H164V18H165ZM187 17H188V15L186 16V18H187ZM194 17H195V16H194ZM215 17H216V16H215ZM260 17H261V19H260ZM10 18H11V20H10ZM85 18H87V17H85ZM88 18H89V16H88ZM91 18H92V17H91ZM91 18H90V19H91ZM96 18H97V16H96V17L93 16V19H96ZM102 18H100V20H101ZM133 18H134V19H133ZM133 18L131 19L133 23H135L134 20H136L138 23H139V21H141L140 19H139V21H138V19H136V16L133 17ZM207 18H208V19H207ZM223 18H224V17H223ZM225 18H224V20H227V19H225ZM254 18H255L256 21L254 20ZM262 18H263V19H262ZM12 19H13V20H12ZM90 19H88V20H90ZM103 19H102L101 21H104ZM191 19H192V18H191ZM220 19H222V18H220ZM229 19H228V20H229ZM251 19H252V20H251ZM96 20H98V19H96ZM125 20H126V19H125ZM153 20H154V19H153ZM183 20H181V22L178 23V24H179V25H178V26H179L178 29L176 28L177 26L175 27V26L173 25V27L176 28L177 32L180 31V30H179L180 25L183 24L184 27H187V24H188L187 21H186V23H185ZM186 20H187V19H186ZM197 20H196V18H195V21H194V22L192 21V23L195 24ZM217 20H218V19H217ZM222 20H223V19H222ZM222 20H221V22H222ZM231 20H230V21H231ZM244 20L246 21L245 25H244ZM2 21H3V20H1V22H2ZM92 21H93V20H92ZM110 21H111V20H110ZM110 21H108V22H110ZM113 21H114V20H112V22H113ZM116 21H118V22H116ZM121 21H122V19H121ZM179 21H180V19H179ZM206 21H205V22H206ZM210 21H211V20H210ZM210 21H209V23H210ZM251 21H252L254 24L251 23ZM1 22H0V23H1ZM17 22L19 23V21H17ZM84 22H85V21H84ZM90 22H91V21H90ZM90 22L88 21V23H90ZM108 22H107V24H109ZM112 22H111V23H112ZM127 22L129 23L128 19H127ZM127 22H126V26H125V27H122V30H118V31H122L121 33H123V31H124V33L127 35V37H126L127 39H126V40L129 41L128 43L131 42V44H135V43H136V44L133 45L134 47H133V46L130 47L129 45H131V44H129V45H127L128 48L126 49L127 46L125 47V45H126L127 42H126V40L124 39V43H123V44L120 43V46H119L118 43H117V45L119 46V49H120V50L118 51V47H117V45L115 46V44H116L117 41H115V40H118V41L120 42V40L122 41L123 37H121L122 35H121L120 33H118V35H116V34H117V33H116L115 36H114V38H116V39H112L114 42H113V41H110V42H113V43H114V44L112 43V44L114 45V47L112 46L113 49H112V47H108V48H107L108 50H109L110 48L112 49V50L110 49L111 51L109 50V51H110L109 54L111 53L110 55H112V56L109 57V54L107 53L108 51L106 52V50H104L105 53L103 52L104 55H103V57L101 56L102 59L100 58V59H101L100 61H98V60H99V56H100L101 54H100L98 57H96V59H98V60H97L98 62H101V61H102V62H101L100 65H99V66H100L99 71H100L101 74H98V73H97V76L99 75L97 80H100V81H94V82H97V83H100V82H101L99 85H102V83H103V82H102V81H103L102 78H104V76H105V79H104V80H105V82H104L105 84L103 83V85H105V86H104V89L106 90V92H107V90H108V91H109V90H110V91H113V90H114V89L111 90V89H112L111 84H112V82H113V84H115V85L117 86L116 89H115L116 91H114V92H119V99H120V98H124V95L126 94V98H124V100H125V99L129 100L130 98L128 99L127 97H130L131 95H134L133 97H131L132 100H133V98H135L136 96H138V95H136V94H138V93L140 94V92L137 91V92H138V93H137V92H136V90H137L136 88H137V87H136V88L133 87V88H135V92H136V93L134 94V93H133L134 90L132 89V86H130L131 84L128 85V86L131 87L132 91H131V89L129 90L130 87H129V88L124 87V90H125V88L128 89L130 92H132L131 94H130V92H129L128 90H126V91H128L129 94L126 93L125 91H123L121 88H123V86H125L126 84H128L130 80L128 79V80H129L128 82H127V80H124V81H126L127 83H126L125 85L122 84V86H121V85H120L121 83L119 82V81H121V80H119V72H121V70L124 69V66H125V68L128 67L129 69L126 68L127 70H122L123 73H124V71H129L128 75H132V74H134V73H131V70H133V69H130L131 67L134 68V63H135V64L137 63V64H136L137 67H135V69H137V71L139 70L138 63L140 64V62L144 65V66H143L142 64H140V66H143V68H144V67H146V68L148 67V66H147V63H149V61H147L146 59H143L144 55L142 56V59H143L144 61H143L142 59H139V58H141V56H140L141 54L139 53V52L141 51V50H140L141 46H139L138 44H141V42H142V41H145L146 38H143V37H142L143 32H144V31H142V30H141V32H142V33H141V36L139 35V34H140V30H139L138 26H139V25H140V26L143 25L142 22H143V23H144V22H147V25L149 26L148 31L151 30V27H150V25L148 24V22H150L149 19H148V20H144V19H143V20L141 21V24H138V23L136 22L135 25H138V26H135L131 21H130L129 24H128ZM163 22H164V21H162V23H163ZM174 22H175V21H171L170 23L173 24ZM182 22H184V23H182ZM188 22L191 24V21H188ZM205 22H204V23H205ZM212 22H213V21H212ZM218 22H220V21H218ZM218 22H216V23H217V26H218ZM224 22H225V21H224ZM260 22H261L262 25H260ZM2 23H3V22H2ZM88 23H87V24H88ZM115 23L113 22L112 24H115ZM119 23H120V22H119ZM119 23H118V24H119ZM122 23H123V22H122ZM122 23H121V25L124 26V24H122ZM158 23H161V22H158ZM180 23H181V24H180ZM198 23H199V22H198ZM198 23H197V26L204 25L203 23L200 24V25H198ZM225 23H226V22H225ZM255 23H256V24H255ZM127 24H128V25H127ZM145 24H146V23H145ZM145 24H144V25H145ZM176 24H177V23H176ZM190 24H189V26H190ZM205 24H206V23H205ZM219 24H220V23H219ZM228 24H231V22L228 23ZM2 25H3V24H2ZM2 25L0 24L1 29H2L3 27H5V26H2ZM14 25H16V24H14ZM14 25H13V26H14ZM17 25H18V24H17ZM17 25H16V29H17V27H18ZM20 25H22V24H19V26H20ZM88 25H89V24H88ZM95 25H96V23H95V24L92 23L90 26L92 27V26H95ZM109 25H110V24H109ZM133 25H134V26H133ZM144 25H143V26H144ZM147 25H146V28H147ZM152 25H153V24H152ZM152 25H151V26H152ZM156 25H157V24H156ZM156 25L154 24L153 27H154V26L156 27ZM192 25H193V24H192ZM192 25L190 26V28L192 27ZM208 25H209V24H208ZM213 25H214V22H213ZM220 25H221V24H220ZM220 25H219V26H220ZM222 25H224V23H222ZM222 25H221V26H222ZM255 25H256V26H255ZM195 26H196V24H195ZM209 26H210V25H209ZM215 26H216V25H215ZM225 26H227V25H225ZM225 26H224V27H225ZM230 26H231V25H230ZM243 26H245V28H244ZM252 26H253V29H252ZM112 27L115 29L116 25H114V26H112ZM118 27H120L119 29H121V26H117L116 29H117ZM144 27H145V26H144ZM157 27H158V25H157ZM193 27H194V26H193ZM231 27H233V26H231ZM5 28H7V27H5ZM22 28H23V27H22ZM109 28H110V27H109ZM123 28H124V30H123ZM171 28H172V27H171ZM181 28H183V27H181ZM212 28H213V26H212ZM9 29H11V28H9ZM9 29H7L9 32H12V31H13V32H12V33H8V31L6 32V29H4V28H3L2 31H0L1 34H2V32L4 31V33H3L4 36H0V38H1V39H0V42H2V43H0V45H2V44L4 43V46H5V45H6V42H8V41H6L8 38L6 39L5 37H9L10 34H13V35L16 34V32H15L13 29H12V31H10ZM14 29H15V27H14ZM16 29H15V30H16ZM24 29H25V28H24ZM135 29H138V31H139V34H138V35H137V33L134 34V30H135ZM140 29H141V28H140ZM142 29H143V27H142ZM154 29H155V28H154ZM172 29H173V28H172ZM172 29H171V30H172ZM235 29H232V30H235ZM241 29H242V30H243V29H244V30H248V31H244V30H243L245 33L243 32V34H242V30H241ZM254 29H255V30H254ZM258 29H259V28H258ZM17 30H18V29H17ZM20 30H22V29L20 28ZM63 30H65V29H63ZM143 30H144V29H143ZM171 30H169V31H171ZM173 30H175V29H173ZM173 30H172L171 32H172V33H176V32H175L176 30H175L174 32H173ZM210 30L212 31V29H210ZM252 30H253V31H252ZM25 31H26V30H25ZM25 31H24V32H25ZM28 31H29V30H28V28H27V33H28ZM30 31H32V30H30ZM30 31H29V32H30ZM118 31L115 30V31H113V32H118ZM148 31H146V32H148ZM153 31H154V30H153ZM192 31H193V30H192ZM251 31H252V32H251ZM19 32H21V31H19ZM22 32H23V31H22ZM24 32H23L22 34H20V33L17 32L16 36L18 37L19 35H21L20 37H24V36H26V35H24ZM60 32H61L60 34H63L62 31H60ZM63 32H64V31H63ZM151 32H152V31H151ZM195 32H197V31L195 30L194 33H195ZM246 32H247V33H246ZM250 32H251V34H250ZM253 32H254V33H253ZM6 33H8V36H5ZM25 33H26V32H25ZM64 33H65V32H64ZM66 33H67V32H66ZM197 33H198V32H197ZM232 33H233V32H232ZM232 33H231V37H232V35H233ZM248 33H249V37L247 36ZM1 34H0V35H1ZM30 34H32V33H30ZM58 34H59V32H58ZM58 34H57V35H58ZM60 34H59V35H60ZM79 34H80V33H79ZM84 34H85V33L83 32V35H84ZM125 34H124V35H125ZM144 34H145V33H144ZM148 34H149V33H148ZM150 34H151V33H150ZM150 34H149V35H150ZM245 34H247V35H245ZM22 35H24V36H22ZM80 35H81V34H80ZM86 35H87V34H86ZM146 35H147V34H146ZM208 35H209V34L207 33V36H208ZM210 35L213 36V34H210ZM217 35H218V34H217ZM222 35H223V34H222ZM222 35H220V37H221ZM227 35H228V34H227ZM227 35L224 34V36H227ZM241 35H242V36H241ZM251 35L253 36V38H251ZM14 36H15V35H14ZM14 36H13V37H14ZM159 36H161V35L157 34V32H156V34L153 33L150 37H147V38H149L148 40L151 42V43L149 42V44H152V43H158V41L161 42V40H159ZM218 36H219V35H218ZM245 36H246V37H245ZM3 37L6 39V40L4 39L5 41L2 40ZM11 37H12V36H10V39H12ZM32 37H33V35H32ZM205 37H206V36H205ZM210 37H211V36H210ZM210 37L205 38V39L208 41V40H210ZM220 37H219V38H220ZM222 37H223V36H222ZM18 38H19V37H18ZM27 38L30 39L31 36H30V38H29L28 36L24 37V39L21 40V42H16V40H17L16 38H15L16 40L13 39V40H11V41H12L13 43L15 42V43H20V44H21L22 42L25 43L24 40L27 39ZM37 38H38V35H37ZM124 38H125V36H124ZM135 38H136V39H135ZM137 38H138L139 40H141V42L137 43L136 40L139 41ZM150 38H151V40H150ZM228 38H229V40L231 41L230 36H229V37L227 36L226 39L228 40ZM249 38H250V39H249ZM31 39H33V38H31ZM31 39H30V40H31ZM201 39H202V43H201V44L204 45V46H199V45H198L199 47L196 48V49H193V50H192V48H191V49H190L191 54H192V53H193V54H198V55H202V54H203V56L206 55L205 57H206L207 59H209L211 56H212V59H214V58L216 57V55H215V57H214V55H211V53H213V52H211V53H208V52H207V51H208V48H210L209 50H210V51H211V50H214V53H215V49H213V48L211 49V45L213 44L212 46H214V43H212V42H211V43H210V42H207V43L205 44V42H204V40H205L204 37H201ZM211 39H212V38H211ZM221 39H222V38H221ZM223 39H224V38H223ZM232 39L234 40L233 37H232ZM243 39H245V40H243ZM8 40H9V39H8ZM33 40H34V39H33ZM41 40H42V39H41ZM212 40H213V39H212ZM218 40H220V39H218ZM227 40H226V41H227ZM252 40H253V41L256 40V41L253 42ZM3 41H4V42H3ZM17 41H19V39H18ZM27 41H29V40H27ZM59 41H61V40H59ZM96 41H97V40H95V42H96ZM146 41H147V40H146ZM222 41H223V40H222ZM224 41H225V39H224ZM226 41H225V42H226ZM230 41H229V42H230ZM236 41H235V44L237 43ZM246 41H247V42H246ZM9 42H10V40H9ZM9 42H8V43H9ZM37 42H40V41H36L35 43H37ZM82 42H83V41H82ZM95 42H94V43H95ZM133 42H134V43H133ZM147 42H148V41H147ZM229 42H226V43L229 44ZM233 42H234V41H233ZM257 42H258V43H257ZM8 43H7V44H8ZM15 43H14V44H15ZM28 43H30V42L25 43V45L28 44ZM32 43L34 44L33 41H32ZM41 43L44 44L43 41H41ZM83 43H84V42H83ZM186 43H189V42H186ZM238 43H237V44H238ZM243 43H244V44H243ZM10 44H11V42H10ZM20 44H19V45H20ZM42 44H41V46H42ZM78 44L81 45L80 42H78ZM84 44H85V43H84ZM92 44H93V43H92ZM97 44H99V41H98ZM112 44L110 43L109 45H112ZM121 44L124 46V48H123V46H121ZM215 44L217 45V43H215ZM235 44H234V46H235ZM260 44L263 45V48L261 47L262 45H260ZM11 45H12V44H11ZM30 45H31V44H30ZM36 45H38V44H36ZM36 45H35V46H34V45H33V46L31 45V47H35V49L38 50V51L36 50V52H39V47H38V46L36 47ZM85 45H87V44H85ZM95 45H96V43L94 44V46H95ZM100 45H101V44H99V46H100ZM109 45H108V46H109ZM136 45L139 47V50H140V51H138V49H136ZM141 45H142V44H141ZM154 45H155V44H154ZM224 45H225V44H224ZM229 45H230V44H229ZM259 45H260V47H258ZM2 46H3V45H2ZM2 46H1V48H4V47H2ZM12 46H13V45H12ZM16 46H18V44H17ZM16 46H14V48H15ZM22 46L25 47L24 45H22ZM39 46H40V44H39ZM82 46H83V45H82ZM82 46H80V47H82ZM94 46H93V47H94ZM96 46H97V45H96ZM99 46H98V47H99ZM150 46H152V45H150ZM157 46H159V45H157ZM220 46H221V45H220ZM230 46H231V48H233V47H232L233 45H230ZM236 46H237V45H236ZM236 46H235V47H236ZM20 47H21V46H19L18 48H16V49L20 50L19 53H21V51H23L22 53H24V51H26V50L28 49V52H27V51H26V52L29 53V55H31L32 57H36V60H37V58H38V57H37V54L39 55V53H36V52H35V53L33 54V52L35 51V49H33V52H32V54H31V52H29V51H32V48L29 50L30 47L27 48V47H28V46H27V47H26V50H25V49L22 50L23 47H22L21 49H20ZM83 47H84V46H83ZM86 47H87L86 49L88 50V46H86ZM90 47H91V46H90ZM90 47H89V50L92 48V47H91V48H90ZM115 47H117V49H116ZM129 47H130V50H129ZM159 47H160V46H159ZM195 47H197V46H195ZM195 47H194V48H195ZM1 48H0V49H1ZM84 48H85V47H84ZM96 48H97V47H96ZM152 48H153V51H154V49H155V50H160L159 48H157V49L154 48V46H152ZM252 48H253V51H252ZM41 49L43 50L44 47L40 48V50H41ZM60 49H61V48H60ZM60 49H59V50H60ZM62 49H63V47H62ZM62 49H61V51L65 50V49H63V50H62ZM86 49H85V50H86ZM114 49H115V50H114ZM161 49H162V48H161ZM256 49H258V51H257ZM2 50H3V52L6 54V57H7V55H10V54L13 52V51H12L10 54H8L7 52H5L4 49H2ZM2 50H1V54H4V53H2ZM12 50L16 51L15 49H12ZM18 50L16 51L17 54H19V53H18ZM44 50H45V49H44ZM59 50H56V51H59ZM81 50H83V48H82ZM93 50H94V48H93ZM97 50H98V49H97ZM100 50H101L100 48H99V51H96V49H95V53H96V52H99V53H100ZM249 50H250V51H249ZM91 51H92V50H91ZM116 51H118L117 53H119V54H117ZM121 51H122V52H121ZM123 51H125L126 53L124 54ZM127 51H128V52H127ZM153 51H152V52H153ZM163 51H164V50H163ZM190 51H189V54H190ZM240 51H241V52H240ZM255 51H256L257 53H259V55L256 54ZM26 52H25V53H26ZM59 52H60V51H59ZM93 52H94V51H93ZM93 52H92V53H93ZM113 52H114L115 54H114ZM135 52H138V55H139V56H138L137 53H135ZM154 52H155V51H154ZM154 52H153L152 55H148L147 57H151L152 59H154V57H156V59H158V58L160 59V57L155 56L156 54H158V51H157L156 54H154ZM220 52H221V51H220ZM243 52H244V53H243ZM247 52H250L251 54H249V53H247ZM253 52H254V53H253ZM14 53H15V52H14ZM14 53H13V54H14ZM25 53L22 54V55H25ZM27 53H26V54H27ZM53 53H54V50H53ZM55 53L58 54V52H55ZM92 53H91V54H92ZM99 53H96V54L98 55ZM122 53H123V54H122ZM128 53H130V54H128ZM161 53H162V51H161ZM164 53H165V52H164ZM206 53H207V54H206ZM241 53H243V54H241ZM261 53H263V55H262ZM1 54H0V55H1ZM5 54H4V55H5ZM41 54H42V53H41V51H40V55H41ZM47 54L50 55V53H47ZM47 54H46V55H47ZM83 54H84V53H83ZM85 54H86L87 57H89V55H87V54H89V53H86V51H85ZM105 54H106V55H105ZM134 54H136L137 56L134 57ZM162 54H163V53H162ZM189 54H188V55H189ZM216 54H217V53H216ZM218 54H219V53H218ZM220 54H221V53H220ZM11 55H12V54H11ZM11 55H10V57H11ZM15 55H16V54H15ZM29 55L27 54V56H29ZM33 55H34V56H33ZM35 55H36V56H35ZM58 55H59V54H58ZM58 55H57V56H58ZM114 55H115V56H114ZM116 55H117V56H116ZM128 55H129V56H128ZM163 55H164V54H163ZM188 55H187V53H186V57H187ZM222 55H223V54H222ZM18 56H19V55H18ZM20 56H21V55H20ZM31 56H29L28 58H30ZM41 56H42V55H41ZM52 56H54V55H52ZM91 56H92V55H91ZM93 56L95 57V54H93ZM93 56H92V58L90 57L92 60L95 59ZM122 56H123V57H122ZM124 56H125V57H124ZM130 56H131V57H130ZM161 56H162V55H161ZM217 56H218V55H217ZM228 56H227V57H228ZM238 56H239V57H238ZM241 56H245V57L243 58V57H241ZM249 56H250V57H249ZM1 57H2V55H1ZM54 57H55V56H54ZM108 57H109V58H108ZM115 57H116V58H115ZM126 57H127V59H126ZM200 57H202V56H200ZM219 57H221V55H220ZM222 57H223V58H222ZM222 57H221V58L224 59V60H227V59H228V58H227V59L224 58V55H223ZM225 57H226V55H225ZM247 57H248V58H247ZM3 58H5V57H3ZM3 58H1L0 60L4 61V60L6 59V58H5V59H3ZM106 58H107V59H106ZM129 58H130V60H129ZM151 58H149V60H150ZM172 58H173V57H172ZM175 58H176V57H175ZM206 58H205V60H206ZM232 58H231V59L229 58V59L232 60V63L234 64V61H233ZM252 58H253V60H252ZM61 59H62V58H61ZM91 59H89V60H91ZM96 59H95V60H96ZM103 59H105L106 62H105V60H103ZM108 59H109V61H108ZM167 59L170 60L171 57L169 58V56H168V57H167V56H163V57L160 59V60H161L160 63H166V62H167V61H166ZM181 59H182V58H181V56H180L179 59L177 58V59H175V61H176V60H181ZM212 59H211V60H212ZM215 59H216V58H215ZM222 59L219 58V60H221V61H222ZM243 59H244L245 61H243ZM246 59H247V60H246ZM258 59H259V60L261 59V60H260V61H261V64H260V61H259ZM92 60H91V61H92ZM139 60H140V61H139ZM145 60H146V64H145ZM216 60H217V59H216ZM224 60L222 61V63L224 62ZM241 60H242V63H241ZM251 60H252V61H251ZM254 60H255V62H254ZM39 61H40V60H39ZM103 61H104V62H103ZM158 61H159V60H158ZM162 61H164V62H162ZM165 61H166V62H165ZM190 61H191V60H190ZM192 61H194V59H192ZM92 62H93V61H92ZM108 62H109V63H108ZM127 62H128V63H127ZM133 62H134V63H133ZM150 62H151L152 64L149 63V65H153V66L155 65V64H154V63H155L154 60H153V61L150 60ZM206 62H209V60H206ZM228 62H227V64H228ZM236 62H238V63L241 64V65H239L238 63L236 64ZM245 62H246V65L244 64ZM249 62H250V64H249ZM67 63H68V62H67ZM80 63H81V62H80ZM82 63H83V61H82ZM82 63H81V64H82ZM102 63H103L104 65L106 64L105 67H104V65H103ZM107 63H108V65H107ZM217 63L220 64L221 62H220V61H217ZM224 63H226V62H224ZM247 63H248V64H247ZM78 64H79V63H78ZM78 64H77V65H78ZM81 64H80V65H81ZM98 64H99V63H98ZM120 64H121V65H120ZM129 64H130V65H129ZM205 64H206V63H205ZM207 64H210V63H207ZM253 64H255V65H253ZM73 65H75V64H73ZM122 65H123V66H122ZM157 65H158V63H157V61H156V65H155V66L157 67ZM162 65H163V64H162ZM166 65H167V63H166ZM166 65H165V66H166ZM220 65H222V64H220ZM220 65H219V66H220ZM247 65H248V66H247ZM251 65H252V67L250 68ZM257 65L260 66L259 69L257 68ZM101 66H102V67H101ZM155 66H154V67H155ZM158 66H159V65H158ZM219 66H218V67H219ZM242 66H243V67H242ZM254 66H256V69L254 68ZM78 67H79V65H78ZM80 67H82V65H81ZM103 67H104V68H103ZM119 67H120V68H119ZM149 67H150V66H149ZM149 67H148V69L150 70V68H151L152 66H151L150 68H149ZM224 67L226 68L225 64H224ZM231 67H229V70H230V69L232 70ZM238 67H239V68H238ZM241 67H242V68H241ZM244 67H246V68H244ZM73 68H74V67H73ZM75 68H76V66H75ZM121 68H122V69H121ZM220 68H222V67L220 66ZM227 68H228V67H227ZM247 68H248V69H247ZM1 69L3 70L4 68H3V67L1 68V65H0V72L2 71ZM77 69H78V68H77ZM81 69H82V68H81ZM81 69H80V70H81ZM100 69H102V70H100ZM114 69H116V70H114ZM119 69H121V70H119ZM141 69H142V68H140V70H141ZM144 69H145V68H144ZM144 69H142V70H144ZM148 69H147V70H148ZM239 69H240V70H239ZM244 69H245V72H244ZM253 69H252V70H253ZM70 70H72V68H71ZM140 70H139V74H140ZM145 70H146V69H145ZM147 70H146V72H149V70H148V71H147ZM151 70H152V68H151ZM223 70H224V69H223ZM223 70H222V71H223ZM237 70H238V71H237ZM248 70H249V71H248ZM260 70H261V71H260ZM78 71H79V70H77L76 72H78ZM99 71H98V72H99ZM103 71H104V72H103ZM153 71H155V70H152V72H153ZM222 71H221V72H222ZM81 72H83V69L81 70ZM81 72L79 71V73H81ZM132 72H134V70H133ZM152 72H150V73H152ZM165 72H166V71H165ZM167 72H168V71H167ZM218 72H219V71H218ZM223 72H224V71H223ZM232 72H231V73H232ZM243 72H244V73H243ZM79 73H78V75H79ZM137 73H138V72H137ZM150 73H149L148 75H147L146 73L144 74V75H146V78H148V76H150ZM228 73H230V71H228ZM235 73H237V74H235ZM241 73H242V74H241ZM247 73L249 74L250 78H247V77H248V74H247ZM254 73H255V72H254ZM142 74H143V73H142V71H141V74H140V75H142ZM152 74H154V72H153ZM164 74H167V73H164ZM168 74H170V73H168ZM80 75H81V74H80ZM102 75H103V76H102ZM137 75H138V74H137ZM217 75H218V76L220 75L219 77H221V76L224 75L223 78L226 77L225 74L220 73V72H219V74L217 73ZM229 75H230V74H229ZM238 75H239V76H238ZM240 75H241V76H240ZM109 76H110V79H109V78H106V77H109ZM112 76H113V77H112ZM132 76H133V75H132ZM244 76H245L247 79H246ZM258 76L255 75V76H252V77H258ZM72 77H75V76H70L69 79H71ZM111 77H112V79H111ZM141 77H143V75H142ZM164 77H166V75H165ZM167 77H169V76H167ZM214 77L217 78L216 74L214 75ZM230 77L233 78V77H235V76H229V79H232V78H230ZM260 77H261V76H260ZM77 78H78V77H77ZM95 78H96V77H95ZM221 78H222V77H221ZM221 78H220V79H221ZM223 78L221 79L222 81L224 80ZM67 79H68V78H67ZM69 79H68V80H69ZM72 79H74V78H72ZM101 79H102V80H101ZM114 79H115V80H114ZM120 79H121V77H120ZM122 79H123V78H122ZM148 79H149V78H148ZM262 79H264V74L262 75ZM75 80H76V78H75ZM78 80H79V79H78ZM106 80H107V81H106ZM108 80H109V82L112 81L111 84H110V86L108 85V83H109ZM166 80H167V78H166ZM217 80H219V78H218ZM221 80H220V81H221ZM234 80H235V79H233L232 81H234ZM66 81H67V80H66ZM71 81H74V80H70V81H69L70 83L67 81V82L71 85V88H72V86L75 85V82H76V85L79 83V81H78V83H77V81H74V83L71 82ZM117 81H118L119 83H117ZM122 81H123V80H122ZM215 81H216V80H215ZM224 81H225V80H224ZM226 81H227V80H226ZM232 81H227L226 83H227V84H230V83H228V82H232ZM236 81H237V80H236ZM236 81L234 82L235 84L237 83ZM238 81H239V83H237L236 86L234 85V86H232V87H233V90H236V89H237V90H240V92H241L242 88L239 87V89H238L237 85L239 86V85H241V83H243V82L240 81V80H238ZM94 82H93V83H94ZM218 82H219V81H218ZM106 83H107V86H106ZM122 83H123V82H122ZM124 83H125V82H124ZM226 83H225V84H226ZM113 84H112V85H113ZM216 84H218V83H216ZM216 84H215V85H216ZM219 84H220V83H219ZM227 84H226V85H227ZM232 84H233V83H232ZM70 85H68V86H70ZM80 85H81V84H80ZM92 85H93V84H92ZM96 85H97V84H95V86H96ZM103 85H102V86H103ZM118 85L120 86V88H119ZM250 85H251V84H250ZM126 86H127V85H126ZM218 86H219V85H218ZM224 86H225V85L223 84L222 87H223L224 90L222 89L221 84H220V88H218L217 86L214 87L216 91H213L212 89H209L208 92H213V93H210V94H215L216 92H219V91H220L221 94H222V93L224 94V97H222L223 95H219L220 92H219L218 94H216L217 96L219 95V97H221L222 99H223V98H226V97L229 99L228 96H230V95L227 96L223 91H226V90H228V89H231L232 87H231V88H228L229 85H228V86H225V87H224ZM230 86H231V85H230ZM34 87H35V88H34ZM36 87H37V86L35 85V86H33V90H32V88H31L32 91L30 90L31 93H33V95H34V93H35V92H33L34 89L37 90L36 94H38V92H39L38 89H37ZM75 87H76V86H75ZM77 87H78V86H77ZM87 87H88V86H87ZM96 87L99 88V86H96ZM113 87L115 88V86H113ZM216 87L218 88L219 91L216 89ZM235 87H236V88H235ZM252 87H253V86H252ZM255 87H257V86H255ZM255 87H254L255 90H254L253 88H251V90H254V93H255L256 96H251V95L246 96L247 99L250 97V99H248L249 101H252V99H255V97L257 98V94H256V93H258V92H255V91H257L258 89L255 88ZM84 88L86 89V87H84ZM89 88L91 89V86H90ZM98 88H96V89L98 90ZM101 88H102V87H101ZM214 88H213V89H214ZM226 88H228V89H226ZM76 89H77V88H76ZM78 89H79V88H78ZM78 89H77V90H78ZM99 89H100V88H99ZM256 89H257V90H256ZM73 90H74V88H73ZM77 90H74L75 92H74L73 94H75V93L77 92ZM81 90H82V89H79L78 92L81 91ZM83 90H84V89H83ZM93 90L95 91V88H94ZM105 90H104V91H105ZM139 90H140V89H139ZM211 90H212V91H211ZM231 90H232V89H231ZM98 91H99V90H98ZM100 91H102V90H100ZM122 91H123L125 94L122 93ZM40 92H41V91H40ZM83 92H84V91L79 92L78 94H75V97H76V95H77V96H79V95H80V96H81V95H84V97H85V95L87 94V93H86L87 91H86L85 93H83ZM89 92H90V91H89ZM89 92H88V94H89ZM92 92H93V91H91V93L89 94L90 96H89V95H88V96H89V97L92 96L93 98H95V96H97L98 92L95 91V92H97V93L94 94V95L92 94ZM251 92L253 93V91H251ZM29 93H30V92H29ZM110 93H111V92H110ZM120 93L123 94V95L121 94V96H123V97L120 96ZM141 93H142V92H141ZM252 93H251V94H252ZM41 94H42V92L40 93V95H41ZM99 94L101 95V93H99ZM104 94H105V92H104ZM104 94H102V95L104 96ZM233 94H234V93H233ZM58 95H59V94H58ZM107 95H108V92H107ZM114 95H115L114 97L116 98V94H114ZM127 95H128V96H127ZM129 95H130V96H129ZM234 95H235V94H234ZM234 95H232V96L234 97ZM246 95H247V94H246ZM252 95H254V94H252ZM88 96H87V97H88ZM103 96L101 97L102 99H103ZM140 96H141V95H140ZM152 96L154 97L153 94H152ZM152 96H149V99H150ZM168 96L170 97L171 95H168V94H167V97H168ZM225 96H226V97H225ZM232 96H231V97H232ZM57 97H58V96H57ZM57 97H56V98H57ZM59 97H61V96H59ZM92 97H91L90 99H92ZM97 97H99V95H98ZM105 97H106V95H105ZM108 97H109V95H108ZM108 97H107V98H108ZM153 97H152V98H153ZM155 97H156V96H155ZM231 97H230V98H231ZM251 97H252V98H251ZM61 98H62V97H61ZM76 98H77V97H76ZM78 98H80V97H78ZM78 98H77V99H78ZM81 98H83V97H81ZM115 98H114V99H115ZM136 98H137V97H136ZM136 98L134 99V101H131V100H130V102H132V103H129V101H127L129 105H133V107L135 106L134 108H133L132 106H130V108H131V107L133 108L134 112H135V109H136V108H137L136 111H137L138 109H140L139 107H136V106L138 105V106L141 107V104H142V103H141L142 101H141V102L139 101V100H141V99H139L140 97H138V100H137ZM146 98H147V96H146ZM227 98H226V99H227ZM83 99H84V98H83ZM83 99H82V100H83ZM90 99H89L88 101H90L89 103H92ZM116 99L119 100L118 97H117ZM155 99H157V98H155ZM82 100H78V101H82ZM86 100H87V99H86ZM92 100H93V99H92ZM121 100H122V101H121ZM121 100H119V102H120V101L122 102V103L120 102V105H121V104H122V105L127 104V103L124 102L123 99H121ZM153 100H154V99H151V101H153ZM33 101H34V100H33ZM33 101H31V102H33ZM36 101H37V100H36ZM88 101H86V102L88 103ZM136 101H138L139 103L136 102ZM155 101H156V100H155ZM253 101H255V100H253ZM38 102H40V101H38ZM84 102H85V101H84ZM94 102H95V101H94ZM123 102H124V103H123ZM157 102H158V101H157ZM157 102H156V103H157ZM95 103H97L98 106L100 105L99 107L102 106L101 108H98V107L96 106L97 104H95V106H94L95 109H96V107H97V113H98V115H99V116H97V119H98V121H99L101 118L105 117V115H103V113H104L103 111H101V112H102V115H101V112H99L100 109L102 110L103 105L99 104L98 102H95ZM153 103H154V102H153ZM156 103H154V104H156ZM230 103H231V102H230ZM234 103H235V102H233V104H234ZM128 104H127V105H128ZM145 104H148V103H145ZM150 104H151V103H150ZM150 104H149V106H151ZM158 104H161V102H158ZM231 104H232V103H231ZM231 104H230V105H231ZM236 104H237V103H236ZM32 105H36V103L33 102ZM88 105L90 106V104H88ZM93 105H94V104L92 103V106H93ZM127 105L125 106L126 108H123V109H126V111L129 109V105H128V107H127ZM156 105H157V104H156ZM234 105H235V104H234ZM29 106H31V103L29 104ZM29 106H27V107H29ZM84 106H85V105H84ZM149 106H147V107H149ZM158 106H159V105H158ZM231 106H232V105H231ZM235 106H237V105H235ZM32 107H33V106H32ZM32 107H31V108H32ZM87 107H88V106H87ZM155 107H156V106H155ZM227 107H228V106H227ZM2 108H3V107H2ZM2 108H0V110H1ZM4 108H5V107H4ZM22 108H23V107H22ZM24 108H25V107H24ZM33 108H34V107H33ZM33 108H32L31 110L29 109V110L27 111L26 114H22V113H21V116H22V115H26V116H27V119H29L28 116H29L30 113H31L32 115H34V114L31 112V111L33 110ZM89 108H90V107H89ZM127 108H128V109H127ZM152 108H154V106H152ZM152 108H150V110H152ZM7 109H8V108H7ZM7 109H6L5 111H7ZM26 109H27V108H26ZM26 109H25V110H26ZM145 109H147V108H145ZM228 109H230V108H228ZM228 109H227V110H228ZM237 109H239V108L234 107V110H237ZM20 110H21V109H20ZM22 110H23V109H22ZM129 110H130V113H132V114L134 113L133 110H132V112H131V109H129ZM140 110H141V109H140ZM148 110H149V108H148ZM230 110H231V109H230ZM232 110H233V107H232ZM252 110H254V109H252ZM2 111H4V110H2ZM2 111H0V112H2ZM33 111H34V110H33ZM126 111H125V110H124V111L122 110V113H121V110H120V111H116V112L114 111V113H113V114L111 113L109 116L112 115V116H111V119H114L116 123H117V121H118V123H121V124H122V123H124V119H125V117H127V115L129 114V111H128V114H125V113H127ZM152 111H153V110H152ZM21 112H22V111H21ZM119 112H120V114H119ZM123 112H125V113H123ZM141 112H143V111H141ZM141 112H140V113H141ZM144 112L146 113V110H144ZM144 112L142 113L143 115H144ZM147 112L151 113L150 111H147ZM2 113H3V112H2ZM23 113H24V112H23ZM97 113H96V115H97ZM115 113H118V114L114 115ZM137 113H139V111L136 112V115H137V116L135 115V117L140 116V113H139V114H137ZM104 114H105V113H104ZM122 114H123V115L125 114L126 116H123ZM132 114H129V116L132 115ZM134 114H135V113H134ZM142 114H141V115H142ZM151 114H152V113H151ZM119 115H120V116H119ZM121 115L124 117V119H123V118H120ZM145 115L148 116L147 114H145ZM154 115H155V114H154ZM26 116H25V119H26ZM102 116H103V117H102ZM129 116H128V118H129ZM157 116H158V115H157ZM157 116H156V118H159V117H160V116H158V117H157ZM29 117H31V115H30ZM34 117H35V116H34ZM34 117L32 116V118H34ZM37 117H38V115H37ZM115 117H116V118H115ZM132 117H133V115H132ZM149 117H150V116H149ZM152 117H153V116H152ZM152 117H150V118H152ZM163 117H164V116H163ZM163 117H162V118H163ZM23 118H24V116H23ZM39 118H40V115H39ZM117 118H118V120H117ZM119 118H120V119H119ZM145 118H146V117H145ZM147 118H148V117H147ZM147 118H146V121H145V119L141 117L142 120L144 119V124L148 122V121H147ZM156 118L153 119V120H156ZM160 118H161V117H160ZM225 118H226V117H225ZM229 118H230V116H229ZM231 118H232V117H231ZM231 118H230V119H231ZM21 119H22V118H21ZM27 119H26L25 121H30V120H31V122L34 121V120H32L31 118H30L29 120H27ZM34 119H35V118H34ZM36 119H37V118H36ZM40 119L43 121L42 118H40ZM122 119H123V122H119V120L122 121ZM137 119H138V118H137ZM141 119H140V117H139L138 120L141 121ZM163 119H164V118H163ZM163 119H161V120L163 121ZM217 119H218V118H217ZM230 119H225V120H226V121H230ZM236 119H237L238 121H240V119H239L238 117L236 118V116H235V117L232 118L231 122L233 123V120H236ZM17 120H18V119H17ZM17 120H16V121H17ZM22 120H23V119H22ZM41 120L38 119L39 122H41ZM129 120H132L133 122H135L134 125L137 127L136 121H134V119L129 118ZM138 120H137V122H138ZM148 120H150V119L148 118ZM157 120H158V119H157ZM161 120H158V122H159V121L161 122ZM225 120L222 119V122H223V123H224V122L226 123ZM20 121H21V120H20ZM20 121H17V123L19 122V124H20ZM127 121H128V119H127ZM151 121H152V120H151ZM164 121H165V120H164ZM164 121H163V122H164ZM166 121H167V120H166ZM31 122H29V123H31ZM133 122H131V123L133 124ZM141 122H143V121H141ZM141 122H139L138 124H140ZM160 122H159V123H160ZM231 122H230V123H231ZM234 122H235V121H234ZM21 123H22V121H21ZM24 123H25V122H24ZM24 123H23V124H24ZM27 123H28V122H27ZM27 123H25V124L27 125ZM29 123H28V125H30ZM35 123H36V122H35ZM37 123H38V122H37ZM100 123H102V122H100ZM100 123H99V124H100ZM129 123H130V122H129ZM131 123L128 124V125H131ZM206 123H207V122H206ZM223 123H222V124H223ZM225 123H224V125H225ZM227 123H228V122H227ZM19 124H18L17 127H19ZM23 124H22V126L24 127L25 124H24V125H23ZM32 124H34V122H33ZM40 124H42V123H40ZM40 124H39L38 126H40ZM43 124H46V123L43 122ZM141 124H142V123H141ZM144 124H143V127H144ZM153 124H154V123H153ZM47 125H48V124H47ZM47 125H43V126L41 125V126H42V127H48ZM118 125H119V124H118ZM126 125H127V123H125L124 126H126ZM203 125H206V127L204 126V128H203ZM3 126H5V124H3ZM20 126H21V125H20ZM41 126H40V127H41ZM120 126H121V125H120ZM135 126H134V128H135ZM140 126H141V125H140ZM212 126H213V125H212ZM212 126L209 125V127H211V129H212ZM23 127H21V129H20L21 131H18L19 135L17 134L16 127H15V129L12 130L11 134L13 133V131H14V132L16 131V135H17V136H16V135L13 136V135H14V133H13L12 138L15 137V139H14V138H13V139L16 140V137L22 135V136H24L26 139H23V137H22V140H21V141H24V140H25V142H28V141L30 142L31 140L33 141V140H34L33 138H35V136L32 137V136L34 135V134H33L34 132H33V133L31 132V131H32V127L29 126V127H31V128H29V129H31L29 132H31L32 135H30V133H29L28 131H26V132L28 133V136H29V137L31 136V138H32L31 140H30V139H29V140L27 139V137H26L27 134H26L25 132H24V134H26V135H24L23 133H21V132L24 130ZM42 127H41V128H38L37 130H39V132H37V131H36V126H35V131H36L35 133H36V135L39 136V137H37V138H38L37 140H39V138H40V141H42V140H41V139H42V137H41L42 134H40V131H41V130L43 131V128H42ZM50 127H51V126H50ZM116 127L120 128L119 126H116ZM116 127H115V128H116ZM121 127H122L123 129H125L123 126H121ZM129 127H130V129L127 130V126H126V129H125V130L131 132V133H130L131 135H133V134L135 133V129H138V128H135V129L133 128V129H134V132H133V134H132V129H131V128H132L133 126H129ZM129 127H128V128H129ZM138 127H139V125H138ZM146 127H147V125L145 124V127H144V128H146ZM148 127H149V125H148ZM148 127H147V129H149L151 126H150L149 128H148ZM201 127L203 128L204 131H207L206 129L208 128L209 130H208L207 132H205V133H206V134H207L208 132L210 133V130H211V129L208 127V124H204V123H203V124L201 125ZM19 128H20V127H19ZM48 128H49V127H48ZM52 128H53V127H52ZM118 128H117V130H115V131H117V133H118ZM153 128H154V127H153ZM177 128H179V127H175V130H176ZM27 129H28V128H27ZM33 129H34V128H33ZM40 129H41V130H40ZM50 129H51V128H50ZM53 129H54V128H53ZM123 129H122V130H123ZM179 129H180V128H179ZM179 129H178V131H179ZM25 130H26V129H25ZM46 130H47V129H46ZM46 130H44V131L47 133L49 130H48V131H46ZM119 130H121V128H120ZM122 130H121V131H122ZM152 130H153V129H152ZM152 130H151V131H152ZM42 131H41V132H42ZM50 131H51V130H50ZM52 131H54V130H52ZM108 131H110V129H108ZM113 131H114V130H113ZM115 131H114V132H115ZM147 131H148V130H147ZM147 131L144 130V131H142V132H143V133H144V132L147 133ZM149 131H150V129H149ZM151 131L148 132V134H149V133H152ZM68 132L70 133L71 131L69 130ZM119 132H120V131H119ZM124 132H125V131H124ZM124 132L120 133V134H122V135L119 136V137H123V139H125V137H127V136H125V137L123 136V133H124ZM20 133H21V134H20ZM37 133H39V134H37ZM49 133H50V132H49ZM49 133H48V135L51 134V133H50V134H49ZM69 133H68V134H69ZM109 133H110V132H109ZM109 133H108V136H109ZM112 133H113V132H112ZM125 133H126V132H125ZM125 133H124V134H125ZM209 133H208V134H209ZM52 134H53V133H52ZM120 134H117V135H120ZM126 134H127V133H126ZM126 134H125V135H126ZM130 134H129V135L127 134V135H128V136H131ZM135 134H136V133H135ZM135 134H134V135H135ZM8 135H9V134H8ZM40 135H41V136H40ZM53 135H54V134H53ZM71 135H72V134H71ZM178 135H179V133H178ZM178 135H173V136H170V137H171V138H174V139H176V140H178L177 138H180V137H178ZM181 135H182V134H180V136H181ZM6 136H7V135H6ZM6 136H5L6 139H10V138H11L10 135L8 136V137H10V138H8V137H6ZM45 136H46V135H45ZM50 136H51V135H50ZM54 136H55V135H54ZM174 136H176V138H175ZM183 136H184V135H183ZM183 136H181V137H183ZM29 137H28V138H29ZM48 137H49V136H48ZM72 137H74V135H73ZM80 137H82V136L80 135ZM170 137H169V138H170ZM209 137H212V136H209ZM209 137H207V139L204 140V141H207V142L209 143V142H210L209 139H211V143H212L215 139H213L214 137H212V138H209ZM12 138H11V141H12ZM18 138H19V137H18ZM18 138H17V140H16L17 142H18ZM43 138H45V137H43ZM49 138H50V137H49ZM52 138H54V137L52 136ZM52 138H50V139L52 140ZM158 138H159V137H158ZM165 138H166V137H165ZM167 138H168V137H167ZM0 139H1V138H0ZM20 139H21V138H20ZM76 139H81V140H83L82 138H76ZM119 139H120V138H119ZM121 139H122V138H121ZM128 139L131 141V140H132V137H128ZM128 139H127V140H128ZM155 139H157V138H155ZM159 139L162 140V139H164V137H162V139H161V135H160V138H159ZM174 139H173V140H174ZM27 140H28V141H27ZM44 140H45V139H44ZM44 140H43V141H44ZM47 140H48V138H47ZM47 140H46V142H47ZM181 140H182V138H181ZM7 141H8V143L10 142L9 140H7ZM7 141H6V142H7ZM34 141H35V140H34ZM34 141H33V142H34ZM40 141H39V142H40ZM43 141H42V142H43ZM48 141H49V140H48ZM52 141H53V140H52ZM124 141H125V140H124ZM124 141H123V142H124ZM130 141H129V142H130ZM154 141H155V140H154ZM121 142H122V140H121ZM157 142H159V141H157ZM199 142H201V141H199ZM199 142L196 141V143H198V144H199ZM207 142H204V144H203V142H201L202 145H205V148L208 147V146H207V144H208ZM0 143L2 144L3 142H0ZM12 143H14V141H13ZM12 143H10V144H12ZM31 143H32V142H31ZM44 143H45V141H44ZM51 143H52V142H50V144H51ZM109 143L112 144V142H109ZM124 143H125V142H124ZM126 143H127V142H126ZM126 143H125V146H126ZM155 143H156V142H155ZM185 143H186V144H184V145L187 146L188 143H187V142H185ZM211 143H209V144H211ZM1 144H0V145H1ZM40 144H41V143H40ZM161 144H162V146H163V144H164L165 146H167V145H166L167 143L165 144V143L163 142V143H161ZM192 144L194 145L195 142H192ZM198 144H197V146L199 147ZM12 145H13V144H12ZM27 145L30 146L31 144H27ZM45 145H46V143H45ZM47 145H48V143H47ZM127 145H129V143H128ZM156 145H157V144H156ZM195 145H196V144H195ZM195 145H194V147H196ZM200 145H201V144H200ZM15 146H16V145H14V147H15ZM31 146L33 147V145H31ZM43 146H44V145H43ZM130 146H131V144H130ZM132 146H134V145H132ZM132 146H131V147H132ZM189 146H191V144H190ZM187 147H188V146H187ZM192 147H193V146H192ZM192 147H191V149H193ZM26 148H27V147H26ZM26 148H25V150H23V151L26 152V151L28 150L27 152H28V154H29V149L27 148V150H26ZM41 148L43 149L44 147H41ZM46 148H47V146H46ZM46 148H45V149H46ZM48 148H49V147H48ZM126 148H127V147H126ZM129 148H130V147L128 146V150H129ZM188 148H189V147H188ZM30 149H31V148H30ZM202 149H203V148H202ZM208 149H209V148H208ZM251 149L253 150V148H251ZM13 150H14L13 153L15 154V153H16V151H15L16 148L13 149ZM132 150H134V152H135L136 149H132ZM203 150H204V149H203ZM11 151H12V150H11ZM19 151H20V149H19ZM23 151H22V152H23ZM44 151H45V150H44ZM47 151H48V150H47ZM137 151H138V150H137ZM209 151H210V150H209ZM247 151H248V150H247ZM247 151H246V153H248ZM254 151H255V150L250 151V152L254 154ZM22 152L20 151V153H22ZM24 152H23V153H24ZM40 152H42V150L39 151V154H40ZM134 152H133V153H134ZM138 152H139V151H138ZM191 152H192V150H191ZM17 153H19V152L17 151ZM23 153L21 154V155H22V157H21L22 160L24 159L23 156L26 155V154L23 155ZM42 153H43V152H42ZM160 153H161V152L159 151V154H157V153H154V154H156V155H161V154H162V155H163V153H161V154H160ZM246 153H245V154H246ZM9 154H12V153H9ZM31 154H33V153H31ZM44 154H46V151H45ZM47 154H48V153H47ZM47 154H46V155H47ZM134 154H135V156H136V153H134ZM137 154H139V153H137ZM209 154H210V152H209ZM223 154H225V153L223 152ZM223 154H222V155H223ZM226 154H227V153H226ZM249 154H250V153H249ZM249 154H248V155H245V156L250 157V160H251V156H249ZM15 155H16V154H15ZM41 155H42V154H41ZM46 155H45V157L42 155L43 158H42L41 156H40V157H41L42 159L45 158V160H47L48 158H51V157H52V155H50V153L48 154L49 156H46ZM162 155H161V156H162ZM222 155H221V156H222ZM251 155H252V154H251ZM0 156H2V155H0ZM6 156H7V154H6ZM6 156H4L5 159H6ZM11 156H13V157H11L12 159L15 157L14 155H11ZM26 156H27V155H26ZM26 156H25V157H26ZM28 156H30V155H28ZM32 156H33V155H32ZM32 156H31V157H32ZM154 156H155V155H154ZM165 156H166V155H165ZM263 156H264V155H263ZM4 157L2 156V158H4ZM7 157H8V156H7ZM17 157L19 158V155H18V154H17ZM31 157H29V158H31ZM133 157H134V156H133ZM138 157L141 158V156H138ZM225 157H226V155H225ZM225 157H224V155H223V160H224ZM32 158H33V157H32ZM143 158H144V156H143ZM154 158L157 159L158 157L155 156ZM159 158L162 159L161 157H159ZM246 158H247V157H246ZM246 158H245V159H246ZM253 158H254V157H253ZM253 158H252V160H253ZM0 159H1V157H0ZM7 159H8V158H7ZM15 159H17V158H15ZM15 159H14L13 161L11 160V163L14 162V161H15V163H16L17 160H15ZM27 159H28V158H27ZM118 159L123 160V159L120 158V157H119ZM118 159H117V161H118ZM134 159H135V158H133V160H134ZM165 159H166V157H164V164H165ZM221 159H222V157H221ZM226 159H229V158L226 157V158H225V161H222V160H220V159H219V160L221 161V163H224V167H227V166L229 165V167L232 168V167L234 166V164H232V166H230V165H231V164H230L231 162H230V163L228 162V163H229V164H228V163L226 162ZM248 159H249V158H248ZM248 159H247V160H248ZM254 159H255V158H254ZM19 160H20V159H19ZM137 160H139V159H136V161H137ZM144 160H145V159H144ZM144 160H143V162H142L143 164H142V163L140 164V165H143V166H142L143 169H144V167L148 166V164H146V163L144 162ZM252 160L249 161V162L253 163V162L255 161V160H254V161L252 162ZM8 161H9V160H8ZM23 161H24V160H23ZM23 161H22V162H23ZM113 161H115V159H113ZM123 161H124V160H123ZM123 161H122V162H123ZM141 161H142V160H141ZM161 161H162V160H161ZM227 161H230V160H227ZM261 161H262V160H261ZM6 162H7V160H6ZM18 162H19V161H18ZM118 162H119V161H118ZM122 162H121L120 164H122ZM157 162H160V160L157 161ZM218 162H219V161H218ZM225 162L228 164L227 166L225 165V164H226ZM249 162H248V165H249ZM255 162H256V161H255ZM136 163H138V162H136ZM144 163H145V164H144ZM162 163H163V161L161 162V164H162ZM221 163H218V165H219L220 167H221V165H222ZM8 164H9V163H8ZM8 164H7V165H8ZM113 164H114V166L117 165L115 162H114ZM253 164H254V163H253ZM262 164H263V163H262ZM262 164H260V165H262ZM13 165H14V163H13ZM13 165H11V166L14 167ZM123 165H124V164H123ZM140 165H139V166H140ZM145 165H146V166H145ZM156 165H157V163H156ZM159 165H160V163L158 164V170H159V167H161V165H160V166H159ZM202 165H205V164L202 163L201 166H202ZM206 165H207V163H206ZM246 165H247V163H246ZM248 165H247V166H248ZM11 166L8 167L7 169H11ZM111 166H112V164H111ZM162 166H164V165L162 164ZM252 166H255V165H252ZM252 166H251V167H252ZM117 167H118V166H116V167H114V168H111V169L114 170V169L117 168ZM121 167L123 168V166H121ZM125 167H126V166H125ZM142 167H141V168H142ZM156 167H157V166H156ZM220 167L217 166L216 168H219V169H220ZM234 167H235V166H234ZM234 167H233V168H234ZM237 167H238V166H237ZM245 167H246V166H245ZM248 167H249V166H248ZM257 167H259V165H257ZM260 167H262V166H260ZM260 167H259V168H260ZM138 168H139V167H137V170H138ZM161 168H163V167H161ZM161 168H160V170H161ZM203 168H204V166H203ZM205 168H206V167H205ZM216 168L214 167L213 170H215ZM222 168H223V167H222ZM227 168H228V167H227ZM227 168H225V169H227ZM246 168H247V167H246ZM259 168H258L257 170H259ZM262 168H263V167H262ZM119 169H120V168H119ZM124 169H125V168H124ZM124 169H123V170H124ZM134 169L136 170V168H134ZM145 169H147V168H145ZM148 169H149V168H148ZM155 169H156V168H153V170H155ZM235 169H236V168H235ZM247 169H248V168H247ZM115 170H116V169H115ZM117 170H118V168H117ZM132 170H133V168H132ZM137 170H136V172H137ZM139 170H141V169H139ZM139 170H138V173H136V174H139V172H140ZM151 170H152V169H151ZM151 170L149 169V171L147 170V173H145V174H147L148 179H149V177H153V176L149 175V173L151 172ZM153 170H152V171H153ZM204 170H207V168L204 169ZM216 170H217V169H216ZM221 170H222V169H220V172H221ZM232 170H233V169H231V171H232ZM241 170H242V169H241ZM248 170H250V169H248ZM252 170H253V167L251 168V171H252ZM255 170H256V166L254 167V171H255ZM257 170H256V171H257ZM110 171H111V170H110ZM118 171H119V170H118ZM120 171H122V170L120 169ZM127 171H128V170H127ZM144 171H145V170H144ZM144 171H143V172H144ZM164 171H165V170H164ZM164 171H163V172H164ZM217 171H219V170H217ZM223 171H224V170H223ZM227 171H228V170H227ZM234 171H235V170H234ZM251 171H250V172H251ZM128 172H130V169H129ZM141 172H142V170H141ZM143 172H142V173H143ZM145 172H146V171H145ZM165 172H166V171H165ZM237 172L239 173L238 170H237ZM237 172H236V175H238ZM244 172H245V171H244ZM111 173H112V171H111ZM111 173H110V175H111V178H110V179H113ZM113 173L115 174L116 171H115V172L113 171ZM118 173H119V172H118ZM124 173H127V172L125 171ZM124 173H122V174H124ZM133 173H134V172H133ZM133 173H132V174H133ZM142 173H141L140 175H142ZM152 173H153V172H152ZM152 173H151V174H152ZM213 173H216V174H217L218 172H215V171L212 172V173H211V171L209 172V174H212V175L214 176ZM221 173H222V172H221ZM224 173H225V171H224ZM228 173H229V172H228ZM114 174H113V177H114ZM120 174H121V172H120ZM120 174L115 175L114 178H116L117 176H118L117 178H119ZM143 174H144V173H143ZM209 174H208V172H206V174H203V176L207 179V175H208V178L211 177V176H209ZM232 174H235V173H232ZM239 174H240V173H239ZM241 174H242V173H241ZM133 175H135V173H134ZM152 175H153V174H152ZM205 175H206V176H205ZM217 175H221V174L219 173V174H217ZM222 175H223V174H222ZM225 175L228 177L227 172L225 173ZM225 175H224V176H225ZM229 175H230V173H229ZM124 176H125V174H124ZM127 176H129V175L127 174L126 177H127ZM142 176H143V175H142ZM142 176H141V178L138 177V176H136V178L138 177L139 179H141V180H139V181L142 182V180H144V179H142ZM165 176H166V174H165ZM167 176H168V174H167ZM213 176H212V177H213ZM231 176H232V175H231ZM248 176H250V175L248 174ZM253 176H254V175H253ZM253 176H252V173H251V176H250L251 181H252V180H255L254 178H252ZM120 177H122L123 179L125 178L124 180H126V181L129 182V183H131L132 176L126 178V177H123V175H121ZM144 177H145V176H144ZM144 177H143V178H144ZM163 177H164V176H163ZM168 177H169V176H168ZM168 177H167V178H168ZM215 177H216V176H215ZM217 177H218V176H217ZM217 177H216V178H217ZM220 177H222V176H220ZM220 177H219V178H220ZM229 177H230V176H229ZM234 177H235V175H234ZM234 177H232V178L234 179V180L231 179L232 181H235L236 179H238L237 177H236V178H234ZM240 177H241V176H239V178H240ZM255 177L257 178V176H255ZM92 178H93V177H91L90 180H93ZM128 178H129V180H128ZM145 178H146V177H145ZM164 178H166V177H164ZM216 178H215V179H216ZM219 178H217V180H218ZM223 178H224V179H223ZM223 178H221V179H223V181L226 182L225 177H223ZM230 178H231V177H230ZM248 178H249V177H248ZM50 179H51V178H49V180H50ZM130 179H131V180H130ZM134 179H135V177L133 178V180H134ZM168 179H169V178H168ZM168 179H167V180H168ZM194 179H196L197 187H200V185H199L200 183L197 181L198 179H197V178H194ZM194 179H193V180H194ZM211 179H212V178H211ZM215 179H213V180H214L215 183H217V182L215 181ZM258 179H260V181H261V178H259V176H258V178H257L256 180H258ZM108 180H109V179H108ZM133 180H132V182H135V180H134V181H133ZM146 180H147V179H146ZM162 180H163V179H162ZM162 180H161V181H162ZM164 180L166 181V179H164ZM207 180H210V179H207ZM213 180H212V181H213ZM227 180H228V179H227ZM256 180H255V181H256ZM3 181H6V180H2V179L0 180V182H3ZM7 181H8V180H7ZM46 181H47V180H46ZM136 181H137V180H136ZM165 181H163V182H165ZM194 181H195V180H194ZM194 181H192V182H194ZM219 181L222 182L221 180H219ZM219 181H218V183H219ZM247 181H249V179H248ZM247 181H246V184L249 183V182L247 183ZM255 181H254V182H255ZM108 182H109V181H107V180L105 181L106 186L108 185V184H107ZM166 182H167V181H166ZM192 182H191V184H192ZM209 182H210V181H209ZM209 182H208V183H209ZM214 182H213V183H214ZM225 182H224V183H225ZM254 182H252V183L250 182V183L253 184ZM258 182H259V181H258ZM9 183H10V182H9ZM9 183H8V184H9ZM92 183H94V182L92 181ZM102 183H104V181H103ZM102 183H101V184H102ZM105 183L102 184V185L105 186ZM158 183L161 185V183H160L159 181H158ZM224 183H219V185L221 184V187H222V184H224ZM1 184H2V185H1ZM1 184H0V185H1L0 187H1V188H2L4 185H5V187H6V185H8L7 183H1ZM156 184H157V183H155V185H156ZM211 184H212V182L209 183V185H211ZM256 184H257V182H256ZM256 184H255V185H256ZM9 185H10V184H9ZM219 185L216 184V185H214V186H216L217 189H219V187H220ZM157 186H158V184H157ZM193 186H196V185L193 183ZM218 186H219V187H218ZM243 186H244V185H243ZM247 186H248V185H247ZM250 186H252V185H250ZM250 186H249V187H250ZM197 187H193V188H194V189H195V188L197 189ZM211 187L213 188V186H211ZM244 187H245V186H244ZM1 188H0V189H1ZM8 188H9V186H8ZM247 188H248V187H247ZM254 188L256 189L255 186H254ZM3 189H4V188H3ZM5 189H7V187H6ZM10 189H11V188H10ZM45 189H46V188H45ZM214 189H216V188H214ZM245 189H246V187H245ZM53 190H55V189L52 188V191H53ZM0 191H2V190H0ZM4 191H5V192H3V193L5 194V193H6V190H4ZM45 191H46V190H45ZM50 191H51V189L48 188V190L45 192L46 195H47V192H48V194H49ZM52 191H51L50 193L53 194ZM55 191H56V190H55ZM7 192H9L8 189H7ZM109 192L112 193L113 191L111 192V190H109ZM109 192H107L108 195H109ZM220 192H221V191H220ZM9 193H10V192H9ZM9 193H8V194H9ZM45 193H44V191H43V194H45ZM54 193H55V192H54ZM255 193H257V191H256ZM4 194H2V195H4ZM251 194H252V193H249V196H250ZM253 194H254V193H253ZM253 194H252V195H253ZM50 195H51V194H50ZM50 195H47V196H50ZM243 195H244V194H243ZM6 196H7V197H6ZM151 196L154 198L155 195H151ZM177 196H178V197H176L177 200H176V199H173L172 202H173V201H176V202L178 201V199H179L180 197H179V195H177ZM241 196H242V195H241ZM241 196H240V197H241ZM249 196H246V197H249ZM253 196H254V195H253ZM4 197H5L6 199H8V195H4ZM240 197H239V198H240ZM246 197H245V198H246ZM251 197H252V196H251ZM251 197L248 198V199H249V202H251V200H250ZM9 198H10V197H9ZM135 198H136V197H133V199H135ZM150 198H151V197H150ZM155 198H156V197H155ZM155 198H154V199H155ZM174 198H175V197H174ZM241 198H242V197H241ZM256 198H257V197H256ZM256 198H255V199H256ZM151 199H152V198H151ZM248 199L246 198V199H244V201H243V203H244V202L246 203V206H245V207H247V208L250 207V204H249V203H248L249 206L247 205ZM251 199H254V198H251ZM257 199H258V198H257ZM260 199H262V198L260 197ZM49 200H50V199H49ZM180 200H181V198H180ZM242 200H243V199H241V202H240V203L238 202L237 204H240V205H241ZM8 201H9V200H8ZM133 201H135V200H133ZM239 201H240V200H239ZM256 201H257V200H255V202H256ZM9 202H10V201H9ZM151 202H152V200H151ZM151 202H149V204H150ZM154 202H155V201H154ZM172 202H171V204H173ZM183 202H184V201H183ZM252 202L254 203V200H253ZM6 203H7V200H6ZM184 203H185V202H184ZM187 203H188V202H187ZM253 203L251 204V206H253V209H254V210L250 211L248 214H252L253 211L256 213L255 208H254V207H255L254 205H255L256 203H254V205H253ZM10 204H11V203H10ZM149 204L147 203V205H149ZM152 204H153V202H152ZM171 204H170V205H171ZM185 204H186V203H185ZM179 205L182 206L181 204H179ZM183 205H184V204H183ZM188 205H190V203H189ZM150 206H151V205H150ZM150 206H149V207H150ZM154 206H155V204H154ZM186 206H187V204H186ZM241 206H242V209H243L244 204L241 205ZM241 206H239V208H240V211L242 212V210H241ZM145 207L147 208L146 205H145ZM174 207L178 208V203H177V206H174ZM183 207H184V206H183ZM245 207H244V208H245ZM151 208H153V206H152ZM171 208H172V207H171ZM188 208H189V207H188ZM188 208H187V209H188ZM247 208H246V209H247ZM251 208H252V207H251ZM147 209H148V208H147ZM172 209L174 210V208H172ZM184 209H185V208H184ZM190 209H191V208H190ZM194 209H195V208H194ZM192 210H193V208H192ZM244 210H245V209H244ZM249 210H250V209H249ZM249 210H247V211H249ZM169 211H170V210H169ZM171 211H172V210H171ZM186 211H187V210H186ZM172 212H173V211H172ZM190 212L193 214V216H195L196 211H195V212H192V211L190 210ZM241 212H240V213H241ZM170 213H171V212H169V218H170L171 215H172V216H171V218H172L174 214L171 213V215H170ZM174 213H175V210H174ZM183 213H184V211H183ZM183 213H182V214H183ZM185 213H186V212H185ZM188 213H189V211L187 212V215H188ZM230 213H231V212H230ZM162 214H163V213H162ZM166 214H167V213H166ZM176 214H177V213H176ZM207 214H208V213H207ZM207 214L204 215V216H205V220H207V219L210 220V216H211V215H210V214L207 215ZM227 214L229 215V213H227ZM227 214H226V215H227ZM233 214H234V213L232 212V213L230 214V217H232V216H233V217H236V216H237L236 218H238V216L240 217V215H239V211H238V215L235 214V215H236V216H235V215H233ZM164 215H165V214H163L162 217H164ZM167 215H168V214H167ZM185 215H186V214H185ZM189 215H190V213H189ZM189 215H188V217H189ZM206 215H207V217H206ZM231 215H232V216H231ZM252 215H253V214H252ZM27 216H28V217H25V216H24V217H25L26 219H29V218H30V220H27V221L24 220V221H23V218H24V217H23V218L21 219V221L29 223V222L31 221V218H32V217H29L30 215H27ZM165 216H166V215H165ZM182 216H183V217H182ZM182 216H181V218L185 220V217H186V216L184 217V214H183ZM193 216L191 215V217H193ZM248 216H250V215H248ZM174 217H175V216H174ZM176 217H177V216H176ZM191 217H190V218H191ZM233 217H232V219L227 220V221H228V222L230 221V223H231V220H232V221L234 220ZM167 218H168V216H167ZM241 218H242V217H241ZM172 219H174V218H172ZM186 219H187V217H186ZM191 219H192V218H191ZM191 219H190V220H191ZM35 220H36V219H35ZM184 220H183V221H184ZM237 220H238V219H236V221H237ZM33 221H34V220L32 219V222H31V223H34ZM58 221H59V220H58ZM58 221H56V222H58ZM181 221H182V220H181ZM183 221H182V223H183ZM188 221H189V220H187V222H188ZM207 221H208V220H207ZM238 221H240V218H239ZM59 222H60V221H59ZM59 222H58V223H59ZM185 222H186V221H185ZM185 222H184V223H185ZM228 222H227V224H228ZM262 222H263V221H262ZM31 223H30V224H31ZM58 223H57V226L59 225ZM188 223H189V222H188ZM233 223H235V222H233ZM233 223H232V224H233ZM237 223L239 224V222H237ZM237 223H235L234 225H236ZM55 224H56V223H55ZM232 224H231V225H232ZM250 224H251V223H250ZM262 224H264V223H262ZM53 225H54V223H53ZM185 225H186V224H184V227H186ZM188 225H189V224H188ZM234 225H233V226H234ZM55 226H56V225H55ZM191 226H192V225H191ZM229 226H230V225H229ZM237 226H238V225H237ZM256 226H257V225H256ZM256 226H255V223H254V226H251L250 228H253V229H254L253 231H255V228H254V227H256ZM216 227L218 228V225H217ZM225 227H226V228H225L224 230H226L227 228L230 229L231 226L228 227V226L226 225ZM260 227L262 228V225H261ZM232 228H233V227H232ZM234 228H235V227H234ZM234 228H233V229H234ZM250 228L248 229V227H247L246 229H248V230H252V229H250ZM189 229H190V227H189ZM191 229H193V228L191 227ZM191 229H190V230H191ZM213 229L215 230V232H217V229H215V228H213ZM221 229H222V231H224V230H223V227H222ZM235 229H236V228H235ZM256 229H257V228H256ZM185 230H186V229H185ZM185 230H184V231H185ZM190 230H188V226H187V230H186V231L189 232ZM199 230H200V229H199ZM204 230H206V229H205V228H202V231L200 232L201 234L203 233V235H204V237H203L202 239L205 238V234H204V232H203ZM207 230L210 231L211 229H207ZM214 230H213V233H214ZM227 230H228V229H227ZM231 230H232V229H231ZM231 230H230V231L228 230L229 232H228V231H224V233H225L224 238H227L226 235H228L229 233H231ZM260 230H262V229H260ZM193 231H194V230H193ZM222 231H221V232H222ZM257 231H259V230H257ZM263 231H264V230H262V232H263ZM190 232H191V231H190ZM195 232H196V231H195ZM205 232H207V231H205ZM211 232H212V231H211ZM211 232H210V233H211ZM218 232H219V231H218ZM221 232H219V233L222 234ZM247 232H248V231H245L244 233H246V236H247V238H249V239H247L246 236H245L244 233H243L244 237L246 238V239H244L245 241H246V240H247V241H250V237H248V236H251V235H252L251 238L254 237V236H256L255 234H254V236H253V234H252L251 231H249L250 235H248ZM259 232H261V231H259ZM198 233H199V231H198ZM213 233H212V234H213ZM224 233H223V234H224ZM226 233H228V234H226ZM253 233H255V232H253ZM83 234H84V233H83ZM83 234H81V235H83ZM220 234L217 233V236H220ZM233 234H234V233H233ZM256 234H257V232H256ZM258 234H259V236H258ZM258 234H257L258 239L255 238V237H254V239H255V240H256V239H257V240H260V239H261V241H255L256 243H255V242H252V243H251V241H254L253 238H252V240H251L249 243H247V244H250V245L252 244V245H253V248L256 249V250L260 253V252H261L260 249H263L262 251H264V246H263L262 238L259 239L261 233H258ZM262 234H264V233H262ZM86 235H87V234L85 233L84 236H86ZM203 235H202V236H203ZM213 235H214V234H213ZM213 235H212V236H213ZM229 235H230V234H229ZM231 235H232V234H231ZM196 236L198 237L199 235L197 234ZM196 236H194V237L196 238ZM206 236H207V235H206ZM210 236H211V235H209V236H207V237L211 239L212 237H210ZM214 236H215V235H214ZM82 237H83V236H82ZM199 237H201V235H200ZM207 237H206V239H208ZM222 237H223V236H220V239L224 240ZM234 237H235V236H234ZM244 237H243V238H244ZM261 237H263V235H261ZM195 238H194V239H195ZM217 238H218V237H217ZM228 238H229V237H228ZM232 238H233V236H231V240H232ZM214 239H216V236H215V238L211 239V243H210V242H207V243H210L209 245L212 244V247H213V244H215V243L212 242V241H215ZM218 239H219V238H218ZM220 239H219V240H220ZM15 240H18V239H15ZM15 240L13 241V242H15V243H14V244H11V245H15V247H16L17 241H15ZM27 240H28V241H31V240H29V239H27ZM196 240H198V239H196ZM196 240H195V241H196ZM199 240H201V238H199ZM219 240H218V241H219ZM225 240H227V239H225ZM28 241L26 242V244H25V240H24L23 242H22V241H21V242H22V244L24 243L25 245H27V244L31 243V242L28 243ZM32 241H33V240H32ZM209 241H210V240H209ZM218 241L216 240L215 242H218ZM227 241H228V243H230V242H229V239H228ZM237 241H238V239H237ZM247 241H246V242H247ZM219 242H220V241H219ZM222 242H223V241H222ZM232 242H233V241H232ZM242 242H243V240H242ZM246 242H243V243H244V248H246V247H247V248H248V247H251V248H252V245H251V246H250V245L247 246V244H245ZM261 242H262V243H261ZM201 243H202V242H201ZM203 243H204V240H203ZM205 243H206V240H205ZM233 243H234V242H233ZM238 243H239V242H238ZM243 243H242V245H243ZM254 243H255V244H254ZM257 243H260V244L258 245ZM24 244L22 245V247L24 246V248H25V245H24ZM198 244H200V243L197 241V245H198ZM261 244H262V247H260ZM8 245H9V244H8ZM19 245H21L20 241H18V244H17V248H19V249L16 248V250H17L18 252H20L21 250H24V248H21ZM197 245H196V247H197V249H198L199 251L202 250L203 248L207 247L206 245H203V244H202V245L205 246V247L200 246V245L197 246ZM209 245H208V246H209ZM237 245H238V244H237ZM245 245H246V246H245ZM254 245H258V247H260V248H257V246H256V248H255ZM9 246H10V245H9ZM180 246H181V245H180ZM232 246H233V245H232ZM15 247H13V248H14V249H13L12 246H10V247H8V249H9V248H12V249H13L12 251H15ZM199 247H202V249H199ZM209 247H210V246H209ZM233 247H234V246H233ZM244 248L241 247V249H243V251L240 249V251L243 252V253H245ZM247 248H246V249H247ZM251 248H250V251L252 252L253 250H251ZM25 249H29V248H28V245H27V247H26ZM206 249H207V248H206ZM206 249H204V250H206ZM209 249H210V248H209ZM230 249H231V248H230ZM230 249H229V250H230ZM232 249H233V248H232ZM246 249H245V250H246ZM3 250H4V249H3ZM3 250H2V252H3ZM9 250L11 251V249H9ZM198 250H197L196 254L199 252ZM248 250H249V249H247V251H248ZM6 251H7V250H6ZM12 251H11V252H12ZM26 251H27V250H26ZM26 251H24V252H26ZM28 251H29V250H28ZM202 251H203V250H202ZM206 251H207V250H206ZM232 251H235L234 254L236 253V250H235V249H234V250H231V252H232ZM2 252H1V253H2ZM4 252H5V251H4ZM4 252H3V253H4ZM7 252H8V251H7ZM22 252H23V251H22ZM22 252H21V253H22ZM24 252H23L22 254L25 255V256H26V253L29 254L28 252H26V253H24ZM203 252H205V251H203ZM203 252L201 253V255H206V256H207V254H205V253H203ZM229 252H230V251H229ZM231 252H230V254H232ZM237 252H238V251H237ZM3 253H2V254H3ZM8 253H10V252H8ZM248 253H249L248 255H251L250 252H248ZM5 254H7V253H5ZM16 254H17V253H16ZM91 254H92V253H91ZM234 254H233V255H234ZM246 254H247V253H246ZM252 254H253V252H252ZM254 254H255V252H254ZM256 254L258 255V253H256ZM256 254H255V255H256ZM260 254L262 255V257H261V258H262V262H261V260H260V262H256V261H255V259H256V256H255V255H254V258H255V259L252 258V259H254V260H252V259L250 258L251 256L248 257V255H247V258H249L250 261H248V262H246V263H247V264H248V263L250 264L251 261H253V262L255 261L254 264H256V263H257V264H258V263H263V260H264V257H263L264 255H263V254H264V252H261ZM88 255H90V253H87V254H86V256H88ZM199 255H200V254L198 253V255H195V256H193V257L196 258V256H198V258H199ZM19 256L22 258L21 254H18V257H19ZM28 256H29V255H28ZM31 256L33 257L32 259L34 260V256H33V255H30L29 257H31ZM258 256H259V255H258ZM20 257H19V258H20ZM26 257H27V256H26ZM200 257H203V256H200ZM210 257H211V255L209 256V259H210ZM230 257H231V256H230ZM236 257H237V256L234 255V258L231 260V261L235 260V262H232L233 264L236 263V261L239 263L240 260H241V261H240L241 264H245V263L243 262V261H245L243 258H242V259H243V261H242V259L240 258V256L237 257V259H236ZM198 258H197V260H198ZM204 258L206 259L207 257H204ZM204 258H203L202 260H204V262H206ZM219 258H221V259H219ZM219 258H218V259H219V260H218L219 262H220V260H221V261L223 260V257H219ZM231 258H232V257H231ZM28 259H29V258H28ZM193 259H194V258H193ZM211 259H212V261L215 260V262H216V259H214V258H211ZM228 259L230 260V258H228ZM238 259H239V261H238ZM259 259H260V258H259ZM2 260H3V259H2V257H1V260H0L1 262H0V264L2 263ZM24 261L26 262V264L28 263V262H27L28 260L25 259ZM194 261H196V260H194ZM199 261H200V258H199V260H198L197 262H199ZM218 261H217V262H218ZM246 261H247V260H246ZM257 261H259L258 258H257ZM197 262H196V263H197ZM204 262H203V263H204ZM32 263H33V261H32ZM35 263H36V261H35ZM35 263H34V264H35ZM210 263H212V262H210ZM213 263H214V262H213ZM213 263H212V264H213ZM3 264H4V263H3ZM29 264H30V263H29ZM192 264H193V262H192ZM199 264H201V262H200ZM204 264H205V263H204ZM251 264H252V263H251Z\"/></svg>",
    "mask_w": 264,
    "mask_h": 264
}]
</instances>
